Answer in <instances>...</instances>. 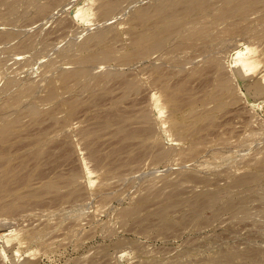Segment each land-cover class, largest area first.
<instances>
[{"label":"rangeland","instance_id":"374dc122","mask_svg":"<svg viewBox=\"0 0 264 264\" xmlns=\"http://www.w3.org/2000/svg\"><path fill=\"white\" fill-rule=\"evenodd\" d=\"M13 1L14 0H11V3H10V0L0 1V28H1L2 32L4 30L6 31L7 28L9 30L10 24L12 25L14 22H15L14 24H16L17 21L19 20V22L16 25H12L11 30H9V32H8V30L6 31L7 33L5 32L6 34H9L10 31H12L13 33L14 32L16 33L14 35L9 34L10 36L8 35V36L4 37L6 46H4V40L2 39L3 38L2 35L4 33L0 32L1 33L0 34V37H1L0 41H3L2 43H0V46H4V48L0 47V48H2V50H0V58L3 59L2 61H4V60H7L5 57L8 56L7 57L8 62H10L7 65V62L5 61V62H3V65H2V61L0 59V65H1L0 66V88H1L2 84L9 82L8 84H4L7 87L2 85L3 91H2V89H1L2 92L0 91V109H1L0 110V116H1L0 119H2V120H0V124H1L0 127H3L2 125H4L3 124L4 121H5L4 123L6 124V127L2 128V129H4L3 132H1L2 129H0L1 130L0 133H2V135H0V137L3 136L0 138V205L2 204V200H6L5 203L2 206H0L1 207L0 208V213H1L0 216L3 217L0 220V226L2 225V222H3L4 227H2V228L5 229L7 227V225H10L11 227L9 226L7 228H10L11 231L13 230L12 232L15 231L16 233H19L18 229H21V231L23 232V233H20L21 234L20 236L18 235L19 236V242L17 244L18 246L17 245L15 246V255L17 254L16 257L18 256V258H21L22 256H26L28 253L34 259L36 264H74V262L76 264H78L79 262L81 263V261H82L81 259L85 258V256L88 257V258L86 257V260H85V261H87L86 264H123V263L147 264L149 262H150V264H155V263H153L154 261L158 262V264L159 263L160 264H180L181 262H184L185 264H191V263H193V264H204V262H206L207 259L209 261H211V260L213 261V260L217 259L215 256H217L218 251L220 252L221 250H223V251L225 250L228 252H224L225 254L223 253L221 255L218 254L220 256H224V255L227 256V254L233 255L236 253H237L236 255H238V253H239V251H237L238 247L243 248V251H245V249H247L248 250V251H246L247 254L250 253L251 250H256L254 247H256L258 250H259L258 247H260L261 250H264V230H262L264 228V224H263V221L261 220L264 218V215H262L261 213L259 214V212L254 213L257 210L259 211L258 201L253 202V204L252 203L250 204V206L253 205L252 207L255 206L254 207L255 210L253 208H252L253 209L252 210L250 207L249 208V216L247 215V212H241V211H234L233 212L232 210H229V209L226 210V208H225V206H226L225 203L227 204L226 201H228V194L225 193L226 191L229 192L230 190L231 191L235 190V193L238 194L237 192L240 193V192H242V190L246 189L245 186L238 184L239 182L236 181L240 178V176L244 175V174L238 175V172L240 171L239 174L241 172L247 174V173H249V171H251L256 166V164L260 160L264 159V157H262V156H264V152L262 150L264 148V142H262V141H264V139L262 138V137H264V135H262V137H261L260 136L261 132H259L260 134L254 132V131H257L256 130L257 128L255 127L256 125H257V127H259V126H261L259 123L264 124V123H262V121L264 122V102L260 106L259 105L254 106L251 104V101L249 100L250 98H248V97L246 98L245 95H243V93L241 92V90H239V92L235 91L234 87H233L234 92L232 91V92L227 93V91H223V90L218 91L217 89H219V88H216V86H214V85H216V82H217L218 76H219V74L216 75L218 73L217 72L218 63H216L217 60L214 61L213 60L214 58H212L213 56H217V55L221 54V56H219V57H221L224 62L222 61V63H221L220 60H222V59H219V57H218V61L220 62V64H222V66L220 68L222 69V67H224V65H225V69L223 68L222 71L224 73L230 72V71H228V70H230L229 69L230 67H226V66H229L228 65L229 63H227V62H229V55L232 53L233 49L235 48V46H236L235 44H237L239 41H242V40H243L242 42L248 41L250 44L255 46L256 49H258V51L257 50L256 51L260 54V60H261V66H260L259 73H261L262 75L264 74V45H263L264 44V41H263L264 40V38H263L264 33H259V31L261 32L264 30V29H262V28H264V26L261 25L262 26L261 27L260 25H258V22L260 21L259 19H262L264 16V13L259 14L260 12L264 11V9L263 10L260 9V8H263L264 5H260L262 7H259V5L256 6V8L259 9V10H256V8H255L257 13L255 10H253L254 6H251L252 8L250 7L251 10H253V12L255 11L254 14H256V15L259 14L258 16H256L257 19L253 18V19L248 20V18L245 16H248L249 18L255 17V15L253 13H251L250 10H248L247 13H250V14L245 13L247 15H244V14L240 15V14L233 13L234 17L237 19H235L234 17H231L233 15L230 13L231 16H230V14H227L224 18L221 17V19L224 20L225 22L224 21H221V22L216 21V24L213 23V26H216V27L217 26H221L223 28L227 27L225 29H229L228 33H230V34H227V32H225L226 35L228 36V35L234 34V38H236L235 36H237V34H240L239 32L242 30L241 28L244 27L246 29V30L243 29V30H245V32L244 31L241 32V34L242 33L243 34L242 35L240 34L241 36L240 35L237 36L238 39H235V41H233L234 39L232 37L230 40L229 38L223 36L225 34L218 32V30H219L220 32L224 33V31H228V30H225L223 28H222V30H220V29L216 30L217 28H215L213 26H212L213 28L210 27L211 23H208L209 20H207V19H210L212 22H214V20H212V19L216 20L217 18H219L220 16H217V14L221 13L219 10H222L223 4H224L222 0H212V3L214 5L220 6L222 8H217V6H215V8H217V10H214V6H213V11L211 13L216 15L215 18H214V16H212L213 14L207 15L208 18L206 16H204V17L201 16L203 21H205V19L207 20L205 22H206V24L208 23L209 26L204 24L202 20H201V22H199L198 20L190 19L196 24L197 28L200 29V30H198V31H200V33L195 31V30L192 31V29H189L188 25H185L186 27H181L182 30L187 32V33L186 32H184V33H186L185 34L186 39L190 38V39H187V44H190V45H186V42H185L186 39L182 40L180 37L175 35L177 33V32H175L173 34V36L174 35L176 36V37H174L175 39H177V37L179 38V39H177V42H178V40L181 41V42L179 41L180 44L179 43L178 44H179V47H181L182 49H178L179 47L177 48L176 45H178V44L176 43V41L175 42L173 41L174 38H172L173 37L172 36L171 39H169L170 41L168 40L166 42L167 43L166 45H168L169 42H171V43L174 42L172 44L169 43V45L167 47L175 45L176 47H174V46H172V47L177 48L178 50L173 49L174 50L173 51L172 47H171V49L168 48L170 50H168V52H167L166 50H164V49H167V47H165L166 46L165 44L162 46L163 48L160 47L158 50L157 49L151 50V49H154V48H152L153 47L152 44L151 45L148 44V46H150L151 49L150 48H147V49L144 48L143 49L144 44H141L142 42L138 40L139 37H137V33L141 29L143 30V27H146L148 22L145 24L144 23L141 24L139 19L136 17V11L145 7V3H146V2H144L145 0H141V1L135 0L136 2L134 0H130V1H132L131 2L132 6L130 3H128L129 6L127 4H125L126 2H129V1H126V0L120 1L119 0L120 3H123L121 5L118 3V6L123 5L121 7L122 9H120V7H118L119 10L117 9V10H115V12H113L114 14L109 15L112 17L109 20H108V17L105 18V16H103V14H102L103 10L98 12L99 8H97V7H100L101 5L105 4L104 2H106V1L116 2L118 0H66V2H65V0H63L62 1L63 3L61 2L62 4L56 3L58 5V7L57 6L54 8L51 7L49 9L52 12L48 10L43 15L40 14V17L38 16L39 15L38 12H37L38 14L36 12H33L34 8H37L36 6H38V8H39L40 5H44V3L48 4L50 1H48V0H36L35 1L34 0L36 4L38 1V3H40V5L37 4V5H33V6H31L32 4H31L30 0H21V2H20V0H18L19 2H17L16 0H15V2H13ZM24 1H25V3H24ZM27 1H29V2H27ZM31 1H32V3H34L33 0H31ZM214 1H216V4ZM5 2L9 5H5L6 4ZM16 2H17V5H22V6L19 7V6L15 5L16 8H14L13 4H15ZM42 2H43V4H42ZM153 2H155V4H157V2H159V0H153L152 2H149V0H148L147 3H149V4L146 3L147 7H145V8H149L150 6H151L150 8H152L153 6H155V5H153L154 4ZM218 2L220 5L217 4ZM26 3H28V5H30V6L26 5ZM75 3H77V4H75ZM78 3L81 5H78ZM260 3H263V2H260ZM73 4L80 6L81 8L83 7L82 8L83 10L89 12L88 17H87V19H88L87 22L82 23V21H79V20L73 18L72 10H71L75 6ZM25 5H26V7H25ZM135 5H136V8L138 10H136V8H134ZM23 7H24V10L21 9ZM132 7H133V9H132ZM17 8H19V9H17ZM28 8H30V10L32 12H30V10ZM38 8H37V10H38ZM84 8H86V9H84ZM6 9H8L9 11ZM26 9H28V10H26ZM101 9H102V7H100V10ZM4 11L8 12V14ZM10 11H12V12H10ZM18 11H20V12H18ZM214 11H216V12L214 13ZM258 11H260V12L258 13ZM16 12H18L20 14V15H18L19 17H21V15L23 13L27 12L29 17H27V16L25 17L23 15L22 18H19V17H17V15L12 14V13H16ZM50 12L53 13V15L50 16V14H51ZM2 13H6L7 15L10 14V16H8V17L11 20L8 21L9 19L6 16H5L6 18H3L2 15H6V14H2ZM27 13H25V15ZM32 13H34V14H32ZM11 15H13V16H11ZM33 15H35V16H33ZM44 15H46V17ZM99 15H101V16H99ZM228 15L230 18L227 17ZM41 16H44L45 18H43ZM11 17H13V18H11ZM30 17L31 18L33 17V18L31 19ZM100 17L104 18V19H100ZM197 17H199V16H197ZM258 17H262V18H258ZM17 18H18V20H17ZM225 18H228V21H230V23H228V25H230V26L227 25V23H226L227 19H225ZM239 18H241L242 21ZM193 19H197V18L195 17ZM246 19L248 21L247 27H245L246 23L244 22V21H246ZM254 19H256L257 22H255ZM6 20L8 21V23H10L9 25L6 22ZM190 20L186 21V23L189 24ZM217 20H219V19H217ZM233 20H236V21L231 22ZM237 20L241 21L240 24L242 22H244V24L242 23L243 25L239 26L237 24L239 21L237 22ZM153 21H154V18L151 19L150 22L153 23ZM251 21H254V22H251ZM150 22L148 23L149 25L151 24ZM198 22L202 23V26ZM235 22H237V23H235ZM262 22L264 23V21H262ZM194 23H190V28H193ZM197 23L199 25H197ZM218 23H220L221 25H219ZM250 23H252V24H250ZM139 24H141L142 26H140ZM225 25H227V26H225ZM234 25H236L235 27H237V26L241 27L239 29L237 28L238 30H240L239 32L234 27ZM253 25H254L253 28L260 27L261 29L258 30L259 29L258 28L257 29L258 31L256 29L253 30L249 27V26H253ZM103 26H105V27L109 26L110 28L112 27L111 29L108 27L110 34L108 33V40L106 39V42H108V43L104 42L106 45H104V43L97 44V43L93 42L94 44H92V43L90 44L93 48L91 46H90V48H86L87 50L80 48V47H83V44H81V42L84 43V41L88 38V36H90L88 34H90L91 31L95 32L99 28V31L101 32L105 28ZM196 26H194V29L196 28ZM198 26H201V27L205 26V27H204V29H202ZM13 27L15 30L13 29ZM18 27H19V29H23V31L17 29ZM185 28H186V30H185ZM205 28H206V30H205ZM209 28H210V30L213 29V30H211L213 33H214V30H216L215 32L218 33L219 35L221 34L220 36H223L222 38H224V39L217 37L216 35H218V34L212 35L213 34L212 32H205V31H208ZM230 28H233V29H230ZM247 28H249V29H247ZM187 30H191V31L188 32ZM233 30H235V31L233 32ZM249 30H251L253 33L250 34L251 32ZM17 31H19V32H17ZM99 31H98V33H99ZM179 31L181 32V30H179ZM94 32L91 34L94 35ZM192 32H193V34H190V36L187 35V34L192 33ZM204 32L208 33V34H204ZM236 32H238V33H236ZM24 33H25V35H22V37L20 38V34H24ZM196 33H199V34H196ZM246 33H248L249 35ZM255 33L258 36L255 35ZM258 33L262 34V35H260L261 38H260ZM181 34H183V32ZM181 34H179V32H178L179 36H184V34L183 35H181ZM244 34H246L249 37L252 35H255V36H254V38H251V40H250L249 37L245 36ZM34 35H36V36H34ZM191 35H195L197 37H193V39H192ZM207 35H209L208 37H211V35L213 36L210 38L211 40L207 39L208 40L207 41L205 39V38H208ZM11 36H15L16 38L13 37L12 39H15V40H11V42H9V39H11L9 37H11ZM29 36H32V37H29ZM215 36L217 38H219V39L216 38V40L222 39L224 41H221V42L218 41L217 42L216 40H213V41H215L216 44L213 43L212 39H214ZM33 37L36 39H34ZM85 37H86V39H85ZM244 37H246V38H244ZM255 37L257 38V40ZM6 38H9L8 41L6 40ZM27 38H29V40ZM31 38H32V40H31ZM39 38L41 39L42 42L37 41V40H40ZM42 38H43V40H42ZM110 38L112 39V41H109V40H111ZM183 38H185V37H183ZM199 38L200 39L202 38L201 39L202 41H204L203 39H205L204 46H203V43L202 42L200 43V41L198 40ZM45 39H47V40H45ZM195 39H196V41H195ZM44 40L47 42H43ZM226 40H228V41H226ZM23 41L25 42V44L23 43ZM34 41H36L37 43L39 42V43L38 44L36 42L33 43ZM72 41H73V43L76 44V46L74 47L75 50H74V48L72 49L70 47V44H72ZM189 41L190 42L192 41L193 42L192 44H195L198 41L197 44L200 43V45L196 44L195 46H193ZM231 41H233V42L230 43ZM21 42L23 44H21ZM219 42L222 44L219 45ZM225 42L229 43V44H226ZM29 43L34 44L35 48L34 47L29 48V46L31 45ZM67 43H70V44L68 45ZM205 43L206 44L212 43V45L215 44L214 46L216 48H218L220 51L222 50V52L220 53V51L217 49L213 53V51L216 48L214 49V47H213V48H211L212 49L211 50L210 49L211 45L207 46L209 44L206 45ZM223 43L226 46L227 45L228 46L227 47L224 46ZM7 44H8V47H7ZM39 44H43V46H45V47L40 45V47H41L40 48ZM95 44H97V45H95ZM182 44L185 46V48H184V46H181ZM260 44H262V45H260ZM9 45H15V46H13L15 48L11 47L13 49H9L10 48ZM26 45H29V46H26ZM231 45H233L232 47H234V48H232ZM47 46L48 47L52 46L50 48H54L52 50H55V52L51 51L50 53H46L45 51H43L42 49L46 50V48L48 50H51ZM78 46L80 49L78 48ZM105 46H108V47L110 46V48L113 47L114 49H112V50H114V52H115V50L118 51V52H115V54H117V55L120 54L118 58L116 57L117 60H119L120 56L124 60H122L120 58V60H119L120 63H118L116 59L115 60L113 59V61H115V62L108 60V58L105 60L102 59L103 61L101 59H98L97 63L99 65H97V63H96L97 59L95 61L92 60L95 62V63L94 62H92V63H94L96 65V67L94 68L93 67L94 64L91 63V60L88 61L89 59L84 58V56L82 55V54H85V57H87V56L89 57L91 54H93V52H96L97 50H101L103 48L110 49V48H107ZM187 46H189V47H187ZM219 46L226 47V48L221 49V47H219ZM5 47L8 49L5 50ZM65 47H67L68 49L71 48L70 52H72L71 50H74L73 54L76 53L80 56L78 57V55H77L75 57V56H73V54H71V53L69 54L68 50H61V49H67ZM100 47H101V49H100ZM192 47L197 48V49L194 48L192 50H195V53L198 55L199 59H197V57L196 58L194 57L196 55H195V53H193L194 51H191V49L189 51L192 53L188 52V54H186L187 53L186 51H188V50H186V48H192ZM200 47L201 48L203 47L202 49H206L208 47V49L212 52L209 51V53H208V51L204 50L206 55H203L202 53H204V52H202L201 49L199 50ZM76 48H78V49H76ZM14 49H15V52L9 51V50H14ZM3 50H5V51H3ZM35 50L38 52H36ZM40 50H42L43 52ZM48 50H47V52H48ZM59 50H61L62 52ZM77 50H79L80 52ZM162 50H164V51H162ZM180 50H183V51H181V54L178 55L179 57L183 56L182 58H185L184 57L185 55H186V57H189V56H191V54L193 56L186 58L184 60L178 59L179 58L178 56H177L178 57L177 59L174 58L177 55V53H175V52L180 53L179 52ZM198 50L201 51L200 52L201 56H199L200 53H197ZM34 51L36 53H33ZM64 51L66 53H68L69 55L65 54ZM147 51H150L151 53H152V51H155L156 55L154 54V52L152 54H148L150 52H148L146 54ZM169 51H173L174 53L169 52ZM52 52H53V54H52ZM164 52H166L167 54L172 53L171 55H173L174 57L170 55V56H166V58H165L164 56L166 54ZM184 52H186V53L183 55L182 53H184ZM216 52H218L217 55H216ZM11 53L14 54L15 56H13ZM30 53L34 57H35L34 54L37 55L34 58V60H32L33 58H32V55ZM60 53H62L61 56H60ZM1 54H2V56L4 55L5 57L2 58ZM63 54H65V55H63ZM212 54H213V56H212ZM11 55H12V57H10ZM57 55H59L60 57H58ZM113 55H114V53H113ZM162 55H163V57H162ZM62 56L64 59H67V60L62 59ZM114 56H111V57L114 58ZM144 56H147V58L149 56L150 57L145 60ZM154 56L158 57V59H156V60H158V62L160 60H162L161 61L162 66H164L166 64L165 65L166 67L165 66L164 67L167 70L163 71V72L161 71L162 74L166 73L167 75H170V74H168V73H170L169 71L175 72L176 69L179 70V68H184V67H185V69H184V71H182L183 69H180L181 72H179V73L183 72L182 74H174V72L170 76H167L166 74H164L165 76L169 77V78H167V77L163 76L162 74H160L161 72L159 70H161V69H158V68L164 69V67L158 66L160 64L156 63L157 61L155 62ZM207 56H209V57L212 56V57L210 58V60H207L208 59ZM224 56H225V58H224ZM29 57H31V59ZM67 57L68 58L72 57L73 59L77 58L76 63L79 61L81 62V60L79 58H81V59L84 58L83 60H87L88 62L82 61L81 63L79 62L78 64L83 66L82 63H85L84 66L86 67V69L88 68L89 65L92 66V69L95 71H90L89 68H88L89 71L88 70L85 71L83 69V68H85L84 66L82 67V69L84 70V72H87V73L91 72L90 74H92V72H93L96 74H94V76L93 75L89 76L88 75L89 73H88L85 76L84 74H86V73L83 74V72H82L83 70L82 71L77 70L78 64H75V62L72 63L71 60H73V59H68ZM51 58L54 59V62L51 61L52 60ZM171 58H174V59H171ZM203 58H205V59H203ZM28 59L31 60V63L28 62V61H30ZM109 59H111V58L109 57ZM189 59H190V61H188ZM195 59H196V61L198 60L197 62L199 64H201V67L199 65V68H198V66H197L198 64L194 61ZM200 59H203V62L206 61V64H210V65L205 66L204 63L203 64L201 63L202 60H200ZM9 60H11V61H9ZM106 60L111 61V63L105 62ZM126 60L127 61L132 60V62L131 61L127 62ZM152 60H154V61L150 62ZM172 60L181 61L179 63L180 65L179 64L175 65V63H177V62H174ZM191 60H193V62H191ZM24 61H27L29 63V65H28V63H25ZM121 61H125V63L121 62ZM139 61H141V62H139ZM170 61H172V62H170ZM184 61H186L187 64L189 63V65L187 67H186L187 64L185 65V63L183 64L184 66H182V63ZM207 61H210V62L214 61L213 62L214 64L212 63L213 66L210 62L208 63ZM48 62H51L49 64H52V65L50 66L48 64ZM56 62H57V64H56ZM126 62L132 63L134 65H132V64L129 65ZM154 62H155V64H154ZM190 62H191V64H190ZM53 63H55L57 65L58 69H56L57 67H55V70L49 69L51 67L53 68V65H55ZM116 63H117V67H116ZM122 63H124V64H122ZM145 63H149L148 66ZM163 63H165V64L163 65ZM171 63H173V64L170 65ZM9 64H10V66H12V65L13 66L10 67ZM87 64H89V65L86 66ZM108 64H109V66H108ZM156 64H158V65H156ZM192 64H195L197 67H194L195 65H192ZM5 65H7V66H5ZM106 65L108 66V68L110 67V65L111 66L113 65L112 68L117 69L119 71L114 70V69H112L111 71L112 72L115 71L116 72L115 74L118 73L120 76L118 74L116 76H114V73L110 72V70L107 69L112 75V76H109L110 74L106 73V71H107ZM174 65L177 66L178 68L174 67ZM202 65L205 66V69L203 68L200 72V69L202 67H204ZM214 65H216L215 66L216 68L214 67ZM2 66H5V67H2ZM118 66H119V68H118ZM153 66H158V67L156 69V67H153ZM167 66L170 67L169 71H168ZM210 66H212V68L210 70L211 72L208 71ZM9 67L11 69H14V70H12L13 71L12 73L8 72V73H11L12 76L8 75V73L6 74L4 72V70H2V68H3V69H6L5 70L6 72H7V70L11 71V69L9 70ZM206 67H209L208 70H206L207 69ZM187 68H189V69H187ZM192 68L193 69L195 68L196 70L194 69L195 70L194 71ZM110 69H111V67H110ZM120 69H122L123 71L120 72ZM154 69L156 72H158V73L155 72L156 75L154 74ZM190 69L192 70V72L189 71ZM214 70H216V71H214ZM196 71H198L200 73L203 72V73L199 74L200 76H198L197 75L198 73H196V74L193 73ZM3 72L6 75H4ZM101 72H103L105 74V76H102V77H106V78L111 77L112 78V79L111 78L108 79V80H110L109 82L105 78V81L107 82V83H105V84H107V86L105 87L106 89L103 87V86H105V85H103L105 81L101 80L100 79L101 77L98 79L96 78L97 75H99V74L102 75ZM212 72L213 73L217 72V73L214 75ZM77 73H80L79 74L80 76H78ZM97 73H99V74H97ZM175 73H178V71H176ZM189 73H191V74L193 73V74L189 75ZM204 73H209V76H208V78H205V79H207L205 81L206 83L203 82V80H202L203 83H201V81L199 80L202 78L201 76L207 77L206 74H204ZM107 74H109V75H107ZM225 74H227L228 77H231L230 73H225ZM7 75L9 76L8 78L6 77ZM13 75L15 77H13ZM82 75H84L83 77L86 80H83V81L81 80V79H84L83 77H81ZM75 76L78 78H76ZM155 76H157V78L161 79V80L157 79V82L160 83V81L161 82L163 81L164 83H160L161 84L160 85L159 83L154 82V80H156ZM180 76H182V77H180ZM87 77H88V79H87ZM183 77H184V80H186V81L181 79ZM209 77L210 78L216 77L217 80H215V82H214V80L210 79ZM4 78H6V79H4ZM11 78H13V79L10 80ZM90 78H91V82H92V80L95 81V82H92L93 84L94 83H101L99 85L100 86L103 85L102 87L97 86L101 90L97 89L96 85H98V84H96L94 86H93V84H91L90 86H92V89L90 88V86H88L91 83ZM216 78H214V79H216ZM102 79H104V78H102ZM162 79H164V80H162ZM16 80H17V82H16ZM34 80H37V83ZM79 80H81V82H79ZM88 80H89V83H88ZM165 80H167L168 82H165ZM169 80H171V82H174V83L169 82ZM231 80H233L232 77L230 78V81ZM86 81H87V83H85ZM10 82H14V84L15 83H18V84H15V86L11 87L12 90L9 89L10 90L9 91L7 89V88H10V87H8V85L9 86H10V84H11V86L13 85V83H10ZM29 82H30V84H27L29 86L26 87L27 85H25L24 83H29ZM32 82L35 85H33ZM127 82L135 83V87L127 89L126 88ZM211 82H212V84H211ZM213 82H214V84H213ZM81 83L83 84L82 86L80 85ZM168 83H170L171 85H169ZM178 83H180V87H179ZM208 83H209V87H210L209 89L206 88L207 87L206 85ZM231 83L234 86L236 81L233 80ZM22 84L25 85V86L23 85V87H25L24 88L25 90H29L31 84L33 85V86H31V88L32 87L35 88L36 85H40V84H41V88L36 86V88L38 87L39 90H36V88L34 89L36 91L35 94H37V95H34V92H31L30 90L26 92L24 89H22L24 91H20V92L21 93L23 92L24 95L21 96L22 94L16 93V92L20 93L19 92L20 88L18 87L19 88L18 91L17 90L13 91L14 90L13 88L14 87L16 88L17 85L18 86L20 85V87L22 88ZM157 84L160 86H158ZM164 84H168V87L173 86L175 89L172 87L173 89L170 88V89H172L170 91V90H168L169 88ZM202 84H203V86H202ZM162 85H163V90L165 88H167V90H164V93H167V94L162 93L163 92L162 90L160 91ZM176 85H178V86H176ZM86 86H88V87H86ZM154 86H156V89H154L155 88ZM197 86H199V87H197ZM81 87H83L84 89L88 88L87 89L88 91L87 90H86L87 92L85 90L82 91L83 88H82V90H80L79 88H81ZM177 87L179 89L184 88L185 91L183 90L184 91L183 92L181 90L180 91L176 90V89H178ZM103 88L105 90H103ZM235 88H237V86ZM4 89H6V91ZM157 89L160 91V93H162V100L165 99V102L162 101L163 102L162 104L165 103L164 106L166 105V103L170 104L169 106H166L167 108L165 107V112H164L163 116L160 118H159V110L155 109V107L153 105V94H154V92H156L155 90H157ZM201 89L204 92L203 91L201 93L196 92V91H201ZM206 89H207V92H206ZM78 90H80V93H78L79 92ZM173 90H176V91H173ZM209 90L214 95L209 93ZM97 91H100V92H97ZM172 91L177 93V94L174 93V95L177 97H175L173 95ZM6 92H10V93H6ZM12 92H14L15 94L12 95L13 94ZM168 92L172 94L170 97L175 98V100H179V99L183 100V101H180V100L177 101V104L181 103V102H182V104H180V105L178 104L181 107L178 108V106H177V109L179 111H177L175 114L173 113L175 108L172 105L174 102H171L172 98L167 97L170 95ZM237 92H238V94H237ZM28 93L32 94V97L29 96V100L33 99V97H35L36 99H33L32 100L33 102L31 100L29 101L28 99H26V100L30 102V105H33L34 102L36 101L37 104L33 105V106H34V109H36L35 106H37L38 111H33V109H31V108H33V106H30L28 104L29 102H27V101H26V103H24L25 101L21 102L22 100H24L22 98H28V96H27V95H29ZM232 93L235 96H236V94L238 95L236 97L233 96V98H234L233 102H231L233 99H228V98H232V95H233ZM6 94L7 95L10 94L11 97L7 98ZM25 94H27V95H25ZM180 94H182V95H180ZM239 94H240V96H239ZM17 95L18 96L20 95V96L18 97ZM163 95H165L166 98H163V97H165ZM193 95H195V97H191ZM218 95H220V96L224 95V96H222V98L220 99V97H217ZM226 95L228 96L227 99H225ZM12 96L18 97L20 99V102H19V99H17V98L15 99ZM178 96L182 97V98H179ZM209 96L212 98L209 99L208 98ZM20 97H22V98H20ZM168 98H169L168 101H170V102L166 101V99H168ZM3 100H4V102H3ZM13 100L14 101L16 100V101L12 102ZM187 100H190V101H187ZM211 100H214V101L212 102ZM220 100L221 101L226 100L228 105L224 104L225 102H221L223 104L218 103V102H220ZM229 100H230V102H229ZM193 101H195V102H193ZM5 102H7V103H5ZM8 102H12L11 106H14V107H10L9 106L10 103H8ZM17 102L24 103V104H20V105L24 106V108H26V105L28 104L29 106L28 105L27 106L29 108L31 107L30 108L31 111L29 110V112H31V113L27 112L28 108L24 109V110L20 109L21 106H19L18 105L19 103L17 104ZM2 103H5V104L1 105ZM15 103L18 106L15 105ZM188 103L193 104V105H189ZM208 103L209 104L217 103V105H219V106L221 104V106H223V107H219L217 105H213V107H212L213 109L208 108L210 105L208 107H205L204 105H207ZM6 104H9V105L6 106ZM224 105H226V106H224ZM4 106H5V109L8 108V110H6V112H9V113H7L9 116L4 115L6 112L2 113L4 110H2L1 107L4 108ZM17 107H19V109ZM203 107H205L206 110L208 109L211 114H208L209 111L208 110L205 111ZM214 107H215V109H214ZM250 107H252V108H250ZM10 108L12 109V111H9ZM13 108H17V109L14 110ZM198 108L200 110H204L206 113L203 111L200 112L198 110ZM218 108H222V110L220 109L221 111H218L219 110ZM145 109L148 111H146ZM144 110L146 111V113L148 112L147 114L151 115L149 117H150V120H152L153 122L149 121L150 124H148L142 118L138 119L140 114H143L145 112ZM170 110H173V112L170 113ZM13 111H14V113H12ZM20 111H21V113L22 112L24 113V111H26L25 112L26 115H25V113L23 115L25 118H22V120L23 119H25V120L21 121V123L23 122L24 125L21 123H18L21 120V118H19V117L22 115L21 113L18 114ZM250 111H252V112L255 111V112L253 114ZM10 113H12V114L10 115ZM199 113H203V114L200 115ZM1 114H3V115H1ZM14 114H16V115L18 114L17 117L20 120L16 117L18 119L16 122V125L21 124V127H20V125L15 127L16 125H14V124L8 125L10 123H6L8 118H10V120H8V122L9 121L12 122L13 119L11 117H13V116H14L13 118L16 119ZM193 114H194V116H193ZM212 114H214V115H212ZM154 116L157 119L156 121L158 123L156 125H155L156 121L153 120ZM203 116H205L206 118L205 117L203 118ZM251 116L252 117L254 116V117L252 118ZM167 117H170L172 119H170V118L168 119ZM188 117H191V118H188ZM192 117H194V118H192ZM161 118H163V119L161 120ZM251 118H252V120H254V118H255L256 122L252 121ZM166 119L172 120V122L167 120L164 123V121ZM174 119H176L178 121L173 122ZM195 119L196 120L199 119V120L196 121ZM250 120L252 123H247V125H248L247 126L246 121L249 122ZM14 121H16V120H14ZM194 121L196 124L194 123ZM107 122H109L110 125H106ZM189 122L190 123L193 122V123L190 124ZM12 123H15V122H12ZM243 123H244V125H243ZM151 124L154 125L153 136L146 138L144 130L147 127H149ZM250 124L252 125L251 129L252 128H256V129L254 131H251V132H246L247 128L250 127ZM253 124H254V126H253ZM245 125H246V128L244 127ZM7 126H11V127L13 126L12 129H14V131L13 130L11 131L9 128H7ZM260 128L264 131L263 126L259 127V130H261ZM248 129H250V128H248ZM5 130L6 131L9 130L12 133L6 132ZM135 130H139L142 133L135 131ZM200 130H201V132H200ZM133 131H135V132H133ZM136 132L141 133V134L133 136V134H137ZM244 132L246 134H244ZM4 134H8V135L4 137ZM243 134L245 136H247V134H249V139H246L247 140L246 144H244L245 141H243V144H241V142H242L241 138L237 139L238 141L236 140V138L240 137V135H243ZM19 135H20V137H18ZM203 135L205 136V138ZM250 135H252V136L256 135L258 137L260 136L259 140H262V141H259L258 137H256V136L252 137ZM222 136H224V138H226V139L228 136H230L231 139L234 141H232L230 139V137H228L229 139H227V140L223 139ZM225 136H227V137H225ZM255 137L257 140L254 139ZM4 139H6L8 141H5ZM18 139H20V140H18ZM243 139H245V137ZM205 140L207 142L209 140H212L211 142H213L214 143L213 145H216L217 148L213 147V145L209 143L210 145L208 144V146H207V148H209V150H208L205 146L207 144L205 142ZM213 140H216V142H218V143L214 142ZM225 140L227 142V145H226V143H224ZM229 140L232 141L231 144L228 143ZM252 140L254 141L253 143H258L259 146H257V144L254 145L252 143ZM38 142H40V143H38ZM203 143H205V144H203ZM234 143H236V144L238 143L237 147H236V145H234V147H233ZM248 143L251 144L250 150L247 149ZM260 143H263V144L261 145ZM9 144H11V145H9ZM240 144L243 146H241ZM217 145L220 147L219 150H224L223 147L225 146L226 150L224 151V153L227 154V151H229V149H231V151H229V152L230 153L232 152L234 154L232 155L229 153V155H231V156L228 155L229 157H227V156H224L225 155L224 153H222L221 158H222V156H223V158L224 157L225 158L224 159L222 158V160H220L221 158H218V156L220 157V154L218 156L216 154V151H219V150L215 151V149H214V148L218 149ZM239 145H240V147H243V148H240ZM42 146H43V149H38L40 147L42 148ZM210 146H211V148H210ZM15 147H16V149H15ZM204 147H205V150H203ZM212 147H213V149H212ZM233 148H237V150H235ZM258 148L261 149L258 151L259 154L261 152H263L262 156L258 155L257 151H256V153H254L255 149H258ZM201 149L203 150V152H201L202 151ZM206 149L208 151L212 150L214 152H208ZM239 149H240L241 153L238 154V152H240V151H238ZM246 149H247L246 155H245L246 157H244L243 156L245 154L244 150H246ZM37 150L38 151L40 150V152H42V150H43L45 152L43 154V152L40 153V152H37ZM199 151L201 152V154L203 153L202 155L205 154L206 157H208V155H209V159L207 160L205 156L203 158L201 154L199 155V153H197ZM204 151L205 152L207 151V153H205ZM250 151H252L254 154H252ZM221 152H223V151H221ZM221 152H219V153H221ZM33 153H35V155ZM165 153H169L168 154L169 156L166 155ZM235 153H237V154H235ZM248 153L250 154V156H256V154H257L261 158H259L258 156L251 157V158H253L252 161L255 163V164H253V162H251V160H248V159H250V156L248 155ZM162 154L165 155V158L161 156V158H160L161 160H160L158 157H160V155H162ZM213 154H215V156ZM241 154L243 157H241ZM235 155L236 156L240 155L239 157H241V159H246L247 155H248L246 162L245 163L242 162V164H247V165L253 164V165L249 166L248 168L246 167V165H241V164L240 165L238 164V166H237V164L235 165V163H233L234 166L230 165L232 162H234L235 158L239 159V157H236ZM191 156H194V157H191ZM234 156H235V158H234ZM40 157H43V158L39 159ZM214 157H216V158L212 159ZM36 158L39 160H37ZM193 158H196L197 160L195 159V161H194V160H192ZM199 158H200V160L198 161ZM231 158L232 159L234 158V159L232 160ZM257 158H259L260 160H257ZM158 159L160 161H157ZM187 159L189 161L191 160V163H189V161ZM201 160L202 161L207 160V161L200 162ZM214 160H217V162ZM228 161L231 163H228ZM235 161H236V163H241V161H244V160H240V161L238 160L237 161L235 159ZM193 163H195V164H193ZM196 163H198V164H196ZM202 163L206 164V168ZM208 163H210V164H208ZM219 163L224 164L223 166H226L227 169H224L225 167L218 165ZM211 164H213V165L217 164V166L214 165L215 167L213 166L214 169H212ZM191 165L193 167H190ZM198 166L200 168H202L201 166H203V168L200 169ZM219 166H221L222 170H220ZM231 166L234 169H237V170H235V171H237V174L235 171H233V173H234L233 175L231 174L232 170H234ZM184 167H189V168H184ZM244 167H246V168H244ZM231 168H232V170H230ZM179 169L180 170L181 169L182 170L194 169V170H196L197 173H200L201 171H203V172H201L202 173L201 174L202 176H201L200 174L199 175H196V173L193 174V172H195L194 170L193 171L191 170L189 172L190 173L189 174V173H186L188 171H185V170H184V172L182 170L178 171ZM238 169H240V170H238ZM88 170L90 172V175L92 173L91 178H89V176H88V173H87ZM197 170H201V171L198 172ZM244 170H245V172H244ZM71 171L75 172L76 174L70 173ZM110 171L112 172V177L114 175H116V174H113L115 172L117 174H119V176L116 175V176H118L117 178L115 177L116 180L114 179V177L110 178L112 181H114L113 183L112 182L109 183V181H108V183L111 185H109L106 182L107 179L111 176V174H109L110 176L107 177V174L110 173ZM174 171L175 172L177 171L178 174L174 173ZM221 171H224V172H221ZM226 171H231L229 174H231V176H233V177H231V176H229V174L225 173ZM170 172H172L174 174H172ZM179 172H183V173H179ZM69 173L71 176L73 174L79 175V176H77L78 177V180H77L78 183H77V181H74V182H76L75 184H77V185H75L73 183L72 184L68 183L69 177H66V176L67 175L69 176ZM135 173L138 174V179H136L137 176L135 175ZM144 173H145V175H144ZM168 173H170L171 175L170 174L169 175L174 178L173 180L171 179V177H169V175H167ZM120 174H122L121 178H120ZM123 174L124 175L127 174L128 176L134 175V177H129L131 179H128L126 177L129 181H131V183H132L131 186H130L131 183L128 180L126 181V180L122 179ZM140 174H142V175H140ZM153 174L154 175L157 174L156 177L153 176ZM185 174L186 175L188 174V176L192 174L191 176H189L190 178H188L190 182L189 181L186 182V179H187L186 177H188V176H186ZM203 175L210 177L207 179H211V180H214L213 177H215V175H217L216 180L218 179V182L217 181L212 182L210 180H207V182H206V178ZM227 175L229 176V179L226 178V177H228ZM146 176L148 177V179L146 178ZM150 176H152L153 179H152V181H148V182H151V183H149L150 185H148V187L154 186L153 184L155 183V187H153V189H155L157 191H151L150 192L152 187L149 190L148 187L143 186L144 184H146V185L148 184V182L145 183V181L143 179L150 180L149 179ZM159 176H161V178H163L162 180H165L164 179L165 177H166V179L167 178H169V179H167L165 181H161V180H159V178H160ZM200 176L202 178L204 177L205 179H202ZM77 177H76V179H77ZM104 177H106L105 178L106 180H104V182L106 184L103 183ZM139 177L141 180H143L144 184H141V185L139 184V183H141ZM141 177H143V178H141ZM157 177H159V178L157 180H155ZM177 177H182L179 179L180 180L182 179L183 181H181V182H183V183L185 181L186 183L191 184V183H193L192 181L195 180L194 183L197 185V184H199V181H201V182H203L202 183L203 186H201L202 185L201 183L199 184L198 187L194 186L195 184H191V186H190V184L189 185L187 184V186L185 188V187L179 185L182 183H180L179 179H178L179 181L176 180ZM234 177H236V180ZM66 178H67V182H64L66 180ZM132 178H135V181ZM192 178H193V180H190ZM110 179H108V180H110ZM119 179H122L124 181L119 180ZM196 179L198 182H196ZM159 181H160V185H158ZM208 181L212 182L215 185L214 186L212 183H211L212 185L211 184L209 185L210 188L215 189V191L212 190L213 192H211V189L207 185ZM221 181L224 182L225 188L223 186L220 187V185H222ZM228 181L229 182L230 181L231 182L236 181L238 183L234 182L232 184L240 185L241 187L240 186L235 187L236 189H234L233 186H235V185L230 184L229 186L232 189H228V187H227L229 184ZM58 182H61V184L60 183L58 184ZM156 182H158V183H156ZM167 182L168 183L171 182L170 183L171 185L173 183H174L173 185H175L177 183V185H175V186H177L179 188L177 189V187H175V186L171 187V185H169ZM225 182H227V184H225ZM64 183H66V184H64ZM161 183H164L167 185L162 184L163 186H161ZM218 183H220V184H218ZM51 184H55L54 186L60 185L61 188L59 187L60 189H54L52 186H49ZM67 184H69V185H67ZM136 184L139 185V187L140 186L141 187L137 188ZM204 185H206L207 193L208 192L209 193L215 192V193H220L223 196L221 198V206L220 205L219 206H220V208L221 207L223 208V206H224L225 210L222 209V211H224V214H223V212L219 211L218 206H212V205H210L209 207L208 206L205 207V210H203L204 212H201L203 214V216H202V214H201V216H199V215H196L193 213V209H191V208H193V206H192L190 200L196 198V196H194V195L192 196L190 194H195V192H196V194H200L203 191L205 193L206 190H204L205 189ZM217 185H219V186H217ZM133 186H135L136 191H135ZM160 186L162 188V191L160 189ZM188 186L191 188V190L187 189V188H189ZM107 187H110V188H107ZM142 187H144V188H142ZM168 187L174 188L176 193H179V192L183 193V194H181L182 197H180V194L176 195V193H172V191H171L172 189L170 190ZM182 187L188 191L182 189ZM202 187L204 189L201 190ZM217 187L219 190H216ZM145 188H147V189H145ZM221 188H223V189H221ZM239 188H240V190H239ZM143 189L145 190V192H147L145 194V196H147L146 198H145V196L142 195V194H144V192L141 193V191H143ZM167 189L169 192L168 191L164 192ZM179 189L180 190L182 189V190L179 191ZM196 189H198L197 191H200V192L198 193L197 191H195ZM104 190H105V192H104ZM139 190H140L141 194L139 193ZM146 190H148L149 192ZM237 190H239V191H237ZM159 191L161 193H159ZM182 191H184V192H182ZM157 192L159 193V195L157 194ZM105 193L108 195H104ZM109 193H111L112 196L107 197L110 195ZM164 193H166L168 195L166 196V194H164ZM184 193H186V196H183V195H185ZM128 194H129V196H127ZM161 194L162 195L164 194L163 196H166L163 198L164 202H162V203L160 201H158L159 198L156 199V197H160V198L163 197ZM229 194L232 195L234 193L230 192ZM133 195H134V197H132ZM151 195L156 196L155 199L158 202H160V204L157 203L156 200L154 199V197ZM173 195L177 196V198H175V196H174V198L177 201H175V199H170V197L172 198ZM187 195H189V197H193V198H189ZM67 196H69L72 200H74L73 202H76V204L75 203L72 204L71 199H70L71 204H69V201L68 202L66 201V198H68V200H69V197H67ZM141 196L144 197L143 198L144 200L141 199V200H143L142 202L140 201V198H142ZM149 196H151V197H149ZM84 197H86V198H84ZM131 197L134 200V202H132V203L129 202V199ZM178 197L182 198V200H180V198H178ZM184 197H187V198L184 199ZM132 198H131V201H133ZM137 198L139 200H137V202H136ZM149 198H153V199L148 200ZM165 198L166 199L168 198V199L166 200ZM75 199L82 200V202H84V200H85L86 203L84 202L83 203L84 205L79 207L78 203H80L81 201H79V200L75 201ZM161 199H159V200H161ZM169 199L173 200V201L171 202ZM10 200L11 201L16 200V203H17L16 205L17 206L19 205L18 207L16 206L17 208L15 210H14V208H15L14 204L15 203L12 202V204L14 206L11 205L10 204L11 202L8 203V201H10ZM183 200H185L186 203L182 202ZM187 200L190 202L188 203ZM60 201H61V203H60ZM64 201H66V202H64ZM87 201L91 204L87 203ZM152 201H154V202H152ZM82 202L80 203V205H82ZM165 202L171 206H172V204L177 205V203H181V202L186 204V205H184V204L181 205L182 204L181 203L180 207L178 204V206H177L178 209H170V211H169L170 217L173 216V217H171L174 220L173 224L175 222V225L171 226V229H169V228H170V225L172 224V222H169L170 225L168 224V222H166V225H165V222H163V224H162L161 220H159L160 218L158 219V217L157 216L155 217L153 214V213H155L158 215V213H156V210H157V212H159V210H160L158 205H160V206L164 205ZM141 203H144V204H142V205H145V206H143L144 208L140 205ZM7 204L8 205L10 204L9 206L11 208H9L7 206L4 207V205H7ZM63 204H64V208H62ZM68 204L72 205V206H68ZM86 204H89L90 206L88 207V205H86ZM60 205H62V207H60V211H59L57 209L59 208L58 206H60ZM126 205H127V207H126ZM128 205H130V206H128ZM134 205H136L137 207ZM168 205H166V207ZM123 206H124V209H120L121 207L123 208ZM133 206L135 207V211H138V213L136 212V215H134V217L135 218L138 217L139 219L137 218L138 220L137 219L135 220L137 222L133 221L135 218L129 219V220H127L128 224L125 227L123 226V228H121L122 225H124L126 222L125 218H126L127 212L125 211V209L128 210V214H129L131 212L130 210H134ZM182 206H187V207H182ZM87 207L90 208V210L85 209ZM175 207L176 206L173 205V207H171V208H175ZM3 208H7V209H5V211H3L4 210ZM66 208H68V209H66ZM136 208H138V209L136 210ZM163 208H164V206H161V209H163ZM213 208H217V209H214V212H213ZM11 209H13L15 212L14 214H16V215H14V217L15 216H19V217H15V219H14V217L12 216L13 214L11 212H9ZM61 209L63 212L61 211ZM64 209L67 210L66 214H65L66 211H64ZM119 209L121 211L124 210L123 212H125V213L121 212ZM141 209H143V210H141ZM185 209H187V210L191 209L192 210V212H191V210L188 211L191 214H190V217L188 218L187 222H190L189 219H192L191 222H194V224H191V222H190V224L184 225V224H186V222L185 221L183 222V220L187 219L186 217L189 216L188 215L189 213ZM250 209L254 212H250L251 211ZM51 210H53L57 213L53 214L54 212L53 213L49 212ZM72 210H73V212L70 213V211H72ZM84 210H86V211H84ZM153 210H155V212H153ZM215 210H216V212H215ZM1 211H3V212H1ZM7 211L9 213H5ZM31 211L34 213L32 214ZM139 211H141V212H139ZM149 211H151V212H149ZM171 211H173V212H171ZM217 211H218V213H217ZM225 211H227V212H225ZM41 212H43V213H41ZM83 212L84 213L88 212V215L91 214L90 215L91 219L87 218L86 216L81 217V216H83ZM119 212L123 213V214H121V217L125 216V218L124 217H123V219L120 218V216L117 215V213H119ZM147 212L149 213V215ZM231 212H233V215H231L232 214ZM235 212H236V214H235ZM237 212L238 213L241 212V213L237 214ZM10 213L12 214L11 215L12 217H10L11 220H8L9 219L8 216H10L8 214H10ZM38 213L42 215V219L39 217L40 221L37 220V219H39V218H37V216H41ZM46 213L49 214L50 216H47ZM60 213H62L60 215L61 218L59 216ZM68 213L75 214L74 215L75 218H73V215L69 216ZM151 213L154 217H149L151 215ZM250 213H252V215L254 213L255 218L256 219L260 218L259 220L261 222L258 220H255L254 216H252ZM257 213L259 214V216H257L258 215ZM2 214L5 216H3ZM43 214H45V215H43ZM76 214H78V215H76ZM80 214H82V215L79 216ZM142 214H144L145 217H143ZM234 214H235V216H234ZM56 215L59 216L58 217L59 219L56 218L57 217ZM65 215H67L68 218L63 217ZM84 215H87V214H84ZM146 215H148V217L150 219H147V221H145V222L143 221V223H142V220L146 219V217H147ZM194 215L199 216L200 218L197 217L198 219L195 220ZM209 215H211V216H209ZM215 215L216 216L219 215V217L217 218V217H215ZM224 215L225 216L231 215L233 218L238 217L240 215V217H238L239 219L236 218L240 222L242 220H245V219H248V221H249L250 218H251L250 220H252V218H254L252 221L253 222L256 221V224H257V225L256 224H254V225H256V226H259L260 224H263V225L256 227L253 225L252 221L248 222L246 220H245L246 222L244 221V222H241V224H239V222L237 220L233 221V220H231L232 218L229 216H227V218H225ZM260 215H261V217H260ZM117 216H119V218ZM140 216H142L143 218ZM242 216H244V217H242ZM5 217H7L8 219ZM52 217H55V219H58V220H55ZM78 217H81L80 220H82V221H80L78 219ZM221 217H222V219L225 218L226 222H223L224 220L222 221V219H220ZM32 218L36 219L37 221L33 220ZM43 218L48 219V220L46 221ZM72 218L75 220H73ZM76 218H77V220H76ZM84 218L85 219L87 218L86 223H83ZM209 218H211V219H209ZM4 219H7V220H4ZM27 219L30 220V224L28 221H26ZM52 219L54 221H52ZM108 219H110V220H108ZM119 219L122 220L121 221L122 225H119V222H120V221H118ZM212 219H213V221H212ZM227 219H229L231 221H228ZM2 220H4V221H2ZM17 220H18V224H17L18 227H16L17 226L16 223L13 222V221L17 222ZM89 220H92V221L90 222ZM123 220H124V224H123ZM148 220L150 221V224H146V222H149ZM198 220H199V222H198ZM200 220L202 222V225H201ZM20 221L22 222V224H24L23 221H25L26 224H24V225H27V226L21 227L20 225H22V224ZM49 221L51 222V224ZM68 221H70V225L72 228H69L70 226L68 224ZM73 221H75V222L79 221L81 225L77 224L78 225L77 226L75 224V222H74L75 225H73ZM214 221H216V222H214ZM221 221H222V224H224V225H219ZM5 222H10V224H5ZM46 222H47V224L49 222V224L45 225ZM56 222H57V224L59 222V224L57 225ZM107 222H108V224H107ZM109 222H110V224H109ZM131 222H133V223L131 224ZM176 222H178V223H176ZM52 224H53V227L55 229L51 227ZM115 224L117 226H115ZM144 224L149 225V226H147L148 228H150V226L153 227L152 231H151V228L149 230H148V228H146V230H145L144 228L146 227V225H144ZM198 224L201 226L199 227ZM231 224L234 226H237L239 224L241 226V227L240 226H237V227L233 226L234 228H238L240 230L239 231L237 229L238 233L234 231L235 234L237 233L236 235L234 233H232L233 232L232 230H229V227H225L227 225L230 226ZM29 225H32V226L35 225L37 228L40 226L42 228L39 227V230L38 229L33 230V229H31L32 227ZM65 225H67L66 227H64L66 230L63 228V226H65ZM105 225L107 227H108V225H110L108 227V229L111 230L113 228L112 230L115 229V231L117 233L115 231H113L116 234H114V233H113L114 235L111 234L110 230H106L107 227ZM113 225H114V227H112ZM189 225H190L189 228L183 227V226L188 227ZM194 225H198L197 228L198 227L199 228L198 229L196 228V230H195V227H193ZM119 226L122 230H119L120 228L119 229L115 228V227H119ZM175 226H177V227H175ZM246 226L249 227L250 230ZM253 226H254V228H253ZM50 227L54 230L49 231L51 229ZM110 227H112V228H110ZM173 227H175L174 230H173ZM73 228H75V229L73 230ZM191 228H194V229L191 230ZM200 228H202V229H200ZM30 229L32 230V231H30L31 234L38 235V236L35 237V236L31 235L29 232ZM161 229H165L166 231H161ZM167 229H169V231H167ZM230 229H233V228H230ZM47 230L51 233L53 232L52 236L61 237V238H57L55 240V237H53L54 241H52L53 238H52V240L48 239V237L50 238L51 236H47V235H51V233H49ZM62 230H63V232H59ZM67 230H68V232H67ZM75 230L78 231L79 235L75 232ZM147 230H148V232L144 233ZM188 230H189V232H188ZM199 230L201 232H199ZM253 230H255V231H253ZM1 231H3V229L0 228V232ZM195 231H198V232H195ZM221 231H223V232H221ZM230 231H232V232H230ZM34 232H39V233L36 234ZM46 232L48 234H46ZM58 232L62 233V235L66 236V237H69L68 235H71L74 237H71L72 239L71 238L70 239L65 238L64 236L62 237V235L60 236V234ZM69 232H70V234H69ZM107 232H109V233H107ZM225 232H228V233H225ZM55 233H56V235H54ZM29 234L32 236L31 238L29 237ZM57 234H59V235H57ZM213 234H215V235L217 234V235L215 236ZM203 235H205V236H203ZM222 235H224V236H222ZM229 236H231V237L229 238ZM255 236H257V237H255ZM78 237L82 238L83 242L80 241V239L77 240ZM122 237H124V238L126 237L125 239H127V240L122 243L124 245L120 244L121 246H119V242H120V239ZM190 237H191V239H190ZM124 238L122 240H124ZM256 238H258V239H256ZM42 239L43 240L48 239V241L45 240L47 243L45 244V242ZM130 239H132V240H130ZM254 239H256V240H254ZM70 240H71V242H70ZM193 241H195L196 244H194ZM76 242H78V243H76ZM115 242H117V243H115ZM137 242H139L138 245H137ZM135 243H136V245H134ZM238 243H240V244H238ZM117 244L119 247L116 246ZM125 244H127V245H125ZM203 244H205V245H203ZM78 245H80V246H78ZM253 245H255V246H253ZM75 246L80 247V248L75 249L76 248ZM105 246L108 248H106ZM135 246H137V247H135ZM146 246H148V247H146ZM192 246H194V247H192ZM247 246H249V247H247ZM234 247L237 250H233ZM138 248H139V251L138 252L136 251L137 252L136 253L135 250L136 249L138 250ZM142 248H143V251H145V250L147 251L146 253H150L151 251H153V252H151L150 254L142 253ZM224 248H230V250L232 249L233 254H229V252H230L229 249L226 250ZM103 250L105 252H101ZM123 250H125V251H123ZM239 250H242V249H239ZM120 251H122V252H120ZM235 251H236V253H235ZM243 251L242 252L240 251L241 252V253H239L240 256L243 253ZM124 252L127 253V256L125 257L124 260L122 259L123 260L122 261L121 257H119V256H121ZM185 252H187L186 253L187 255L184 254ZM216 252H217V254H216ZM253 252H255V251H253ZM214 253H215V255H214ZM84 254H86V255L84 257H81ZM236 255H234V256H236ZM244 255H246V253L242 254V256L238 257V259L235 258L229 262L231 264H234V263H236V264H244V263L250 264L251 261L245 262L247 256H244ZM193 256H195V257H193ZM206 257H208V258H206ZM0 258H1L0 264L1 263L7 264L3 257L0 256ZM78 258H80V259H78ZM184 258L186 260L187 259L189 260L191 258H193V259H191L190 261H186V260H184ZM239 258L241 260H239ZM196 259L198 260V262L194 263V260L197 261ZM180 260H181V262H180ZM177 261L179 263H177ZM82 262L84 263V259ZM188 262H191V263H188ZM257 262L254 264H264V259L259 260L258 263ZM83 263H81V264H83Z\"/></svg>","mask_w":264,"mask_h":264},{"label":"bare ground","instance_id":"6f19581e","mask_svg":"<svg viewBox=\"0 0 264 264\" xmlns=\"http://www.w3.org/2000/svg\"><path fill=\"white\" fill-rule=\"evenodd\" d=\"M0 1H3V0H0ZM16 1L19 2L18 0H16ZM35 1H36V0H35ZM35 1L33 0L34 3H32V1L30 0V2H31V4H32L31 6H33V5H37V4L40 5V3H38V1H37V4L35 3ZM48 1H50L49 3L47 2L48 4H45V3H44V5H40L39 8H38V6H36V7L38 8V10H37V8H34V11H33V12H36V13L38 12V13H39L38 16L40 17V14L43 15V14L46 13L51 7H53V8L56 7V6L58 7V5H57L56 3L59 4V3H61L63 0H48ZM120 1H122V0H120ZM126 1H129V2H126V3H125V4H127V5H128V3L131 4V2H132V1H130V0H126ZM134 1H135V0H134ZM137 1H138V0H137ZM139 1H141V0H139ZM147 1H148V0H147ZM147 1L145 0L144 2L147 3ZM152 1H153V0H152ZM152 1L149 0V2H152ZM222 1H223V3H224V4H223V8L220 7V6L214 5V4L212 3V0H159V2H157V4H155V2H153V3H154L153 5H155V6H153L152 8H150V7H151L150 5H151L152 3L149 5V6H150L149 8H145V7H147V5H146V3H145V7H143V8L140 9V10H138V9L136 8V5H135L134 8H136V10H138V11L135 10V11H136V17L139 19V21L141 22V24H143V23L145 24V23H147V22L149 23V22L151 21V19L154 18L153 23L150 22V23H151L150 25L147 23L148 26L146 25V27H143V30L141 29V30L137 33V37H139L138 40L142 42L141 44H144V45H143V49H144V48H145V49L150 48V46H148V44H150V45L152 44V45H153L152 48H154V49H151V48H150V49H151V50H156V49L158 50V49H159L160 47H162L164 44H165V45L167 44L166 42H167L169 39H171V37L173 36V34H174L175 32H177L175 35L178 36V37H180L182 40H183V39H186V35H185V34H186L187 32L184 31V30H182V28H181V27H186L185 25H188V26H189V29H192V31L195 30V31H197V32L200 33V31H198V30H200V29L197 28L196 24H195L192 20H198L199 22H201V20H202L201 16H203V17L206 16V17H207V15H209V14H213V13H211V12L213 11V6H214V10H217V8H222V10H219V9H218L222 14L219 12L220 14H217V16H220V17H219V18L216 17V18L219 19V20H217V19H216V20H215V19H212V20H214V22H212L210 19H207V20H209L208 23H211V24H210V25H211L210 27L213 26V23L216 24V21H220V22H221V21H224V20L221 19V17L224 18L227 14H230V13H231V14L233 15V13H236V14H240V15H241V14L247 15V14H250V13H247L248 10H250V12L254 14V12H255L256 10H259V9L256 8L257 5H259V7H262V6H260V5H264V0H262V1H261V0H222ZM13 2H15V0H14ZM17 2H16L15 4L12 3L13 6H14V8H16L15 5H17ZM20 2H21V0H20ZM27 2H29V1H27ZM65 2H66V0H65ZM65 2H64V3H65ZM103 2H104V1H103ZM135 2H136V1H135ZM144 2H143V3H144ZM214 2H215V4H216V1H214ZM260 2H263V3H260ZM3 3H4V2H3ZM5 3H6V2H5ZM10 3H11V0H10ZM24 3H25V1H24ZM62 3H63V2H62ZM62 3H61V4H62ZM71 3H72V2H71ZM104 3H105V4H103V5L100 6V7H102L101 10H100V7H97V8H99L98 12H100V11L103 10V13H102V12H101V13L103 14V16H105V18L108 17V20L112 18V17L109 16V15L114 14L113 12H115V10H117L118 7H120V9H122L121 7L123 6V5H122V6H118V3H119L120 5L123 4V3H120L119 0L116 1V2H113V1H111V2L106 1V2H104ZM19 4H20V3H19ZM42 4H43V2H42ZM55 4H56V5H55ZM61 4H60V5H61ZM67 4H68V3H67ZM75 4H77V3H75ZM75 4H73V5H75ZM125 4H124V5H125ZM147 4H149V3H147ZM217 4L220 5L219 2H218ZM5 5H9V4L6 3ZM23 5H24V4H23ZM26 5H28V3H26ZM26 5H25V7H26ZM53 5H54V6H53ZM78 5H81V4L78 3ZM127 5H126V6H127ZM17 6L20 7V6H22V5H17ZM28 6H30V5H28ZM97 6H98V5H97ZM126 6H125V7H126ZM128 6H129V5H128ZM131 6H132V4H131ZM133 6H134V5H133ZM215 6H217V8H215ZM251 6H254L253 10H255V8H256V10H255L254 12H253V10H251V8H252ZM1 7H2V6H1ZM34 7H35V6H34ZM59 7H60V6H59ZM250 7H251V8H250ZM8 8H9V7H8ZM14 8H13V9H14ZM30 8H31V7H30ZM30 8H28V9L30 10ZM82 8H83V7H82ZM82 8H81L80 6L75 5L71 10H72L73 18H75V19H77V20H79V21H82V23H85V22H87V20H88L87 17H88L89 12L83 10ZM249 8H250V9H249ZM17 9H19V8H17ZM21 9L24 10V7L21 8ZM28 9H26V10H28ZM32 9H33V8H32ZM84 9H86V8H84ZM132 9H133V7H132ZM260 9L263 10V9H264V6H263V8H260ZM6 10H8V9H6ZM35 10H36V11H35ZM52 10H53V9H52ZM118 10H119V9H118ZM8 11H9V10H8ZM14 11H15V10H14ZM14 11H13V12H14ZM49 11H51V10H49ZM4 12H6V11H4ZM10 12H12V11H10ZM18 12H20V11H18ZM18 12H16L17 14H16V13H12V14H13V15H17V17H19L18 15H20V14H19ZM23 12H24V11H23ZM23 12H22V13H23ZM30 12H32V11L30 10ZM51 12H52V11H51ZM51 12H50V13H51ZM87 12H88V13H87ZM215 12H216V11H214V13H215ZM217 12H218V11H217ZM259 12H260V11H258V13H259ZM6 13L8 14V12H6ZM6 13H2V14H6ZM22 13H21V14H22ZM25 13H27V12H25ZM25 13H23V14L21 15V17H19V18H22L23 15H24L25 17H26V16L29 17V16H28V13H27L26 15H25ZM38 13H37V14H38ZM50 13H49V14H50ZM245 13H247V14H245ZM256 13H257V11H256ZM262 13H264V11H263V12H260L259 14H262ZM7 14H6V15H2V17H3V18H6V17L10 16V14H9V15H7ZM32 14H34V13H32ZM98 14H99V13H98ZM231 14H230V16H231ZM253 14H252V15H253ZM259 14H258V15H259ZM13 15H11V16H13ZM35 15H36V14H35ZM35 15H33V16H35ZM47 15H48V14H47ZM51 15H53V13H51L50 16H51ZM254 15H255V17H251V18H249L248 16H245V17H247L248 20L253 19V18H256V19H257L256 16H258V15H256V14H254ZM5 16H6V17H5ZM30 16H31V15H30ZM38 16H37V17H38ZM44 16L46 17V15H44ZM44 16H41V17L45 18ZM48 16H49V15H48ZM99 16H101V15H99ZM197 16H199V17H197ZM212 16H214V18H215L216 15L213 14ZM237 16H238V15H237ZM242 16H243V15H242ZM195 17H196L197 19H193V18H195ZM206 17H205V18H206ZM227 17L230 18L229 15H228ZM231 17H234V15L231 16ZM245 17H244V18H245ZM11 18H13V17H11ZM30 18H31V17H30ZM32 18H33V17H32ZM32 18H31V19H32ZM200 18H201V19H200ZM205 18H204V19H205ZM207 18H208V17H207ZM212 18H213V17H212ZM228 18H225V19H227V22H226L227 25H228V23H230V21H228ZM234 18H235V17H234ZM258 18H262V17H258ZM8 19H9V17H8ZM23 19H24V18H23ZM100 19H104V18H101V17H100ZM100 19H99V20H100ZM190 19H192V20H190ZM235 19H237V18H235ZM239 19H241V18H239ZM256 19H254L255 22H257ZM263 19H264V16H263L262 19H259L260 21L258 22V25H260V26H261V25L264 26V23L262 22V21H264ZM10 20H11V19H9L8 21H10ZM17 20H18V18H17ZM106 20H107V19H106ZM106 20H105V21H106ZM189 20H190V23H194L193 28H190V23H189V24L186 23V21H189ZM207 20L205 19V21H207ZM261 20H262V21H261ZM8 21L6 20L7 23H8ZM202 21H203V20H202ZM205 21H203L204 24H206ZM234 21H236V20H233V21H231V22H234ZM238 21H239V20H237V22H238ZM241 21H242V19H241ZM241 21H239L238 23H237V22H235V23H237V24L240 26V25H243L244 22H245V23H246L245 27L248 26V24H247V22H248L247 19H246V21L242 22L243 24H242V23L240 24ZM18 22H19V20L17 21V23H18ZM196 22H197V21H196ZM199 22H198V23H199ZM224 22H225V21H224ZM251 22H254V21H251ZM12 23H13V22H12ZM14 23H15V22H14ZM14 23H13L12 25H16V24H17V23H16V24H14ZM185 23H186V24H185ZM198 23H197V25L201 24V26H202V23H199V24H198ZM208 23H207L206 25H208ZM260 23H261V24H260ZM262 23H263V24H262ZM9 24H10V23H8V25H9ZM141 24H139V25L142 26ZM204 24H203V25H204ZM215 24H214V25H215ZM218 24L221 25L220 23H218ZM218 24H217V25H218ZM250 24H252V23H250ZM250 24H249V25H250ZM12 25L10 24V28H9V30H11ZM227 25H225V26H227ZM255 25H256V24H255ZM258 25H257V26H258ZM21 26H22V25H21ZM188 26H187V27H188ZM194 26H196L195 29H194ZM201 26H198V27L204 29L205 26H204V27H201ZM208 26H209V25H208ZM228 26H230V25H228ZM235 26H236V25H234V27H235ZM239 26H237V27H235V28H236V29H237V28H238V29L241 28V27H239ZM262 26H261V27H262ZM103 27H105V26H103ZM108 27H109V26H108ZM108 27H105L104 30L102 29L103 31H101V32L99 31V28H98L95 32L93 31V32H94V35L91 34V33H93V32L91 31L90 34H88V35H90V36H88L87 39H86V37H85V39H86L85 41L83 40L84 43L81 42V44H83V47H80V48H83V49L87 50L86 48H90V46H91L90 44H91V43L94 44L93 42H95V43H97V44H102V43H104V42H105V43H108V42H106V39L108 40V33L110 34V32H109V28H110V27H109V28H108ZM213 27L217 28L216 30H218V29L222 30V28H223V27H221V26H217V27H216V26H213ZM213 27H212V28H213ZM219 27H220V28H219ZM234 27H233V28H234ZM249 27H250L251 29H253V30H254V29L257 30L258 28H259L258 30L261 29L260 27H258V28H257V27L253 28L254 25H253V26H249ZM27 28H28V27H27ZM100 28H101V27H100ZM111 28H112V27H111ZM111 28H110V29H111ZM215 28H214V29H215ZM225 28H227V27H225ZM225 28H223V29H225ZM233 28H230V29H233ZM13 29H14V27H13ZM17 29H19V27H18ZM25 29H26V28H25ZM107 29H108V30H107ZM187 29H188V28H187ZM236 29H235V30H236ZM238 29H237V30H238ZM241 29H242L241 31L238 30V32L240 31V32H239L240 34H241V32H243V31L245 32V30H246L244 27L241 28ZM243 29H245V30H243ZM247 29H249V28H247ZM262 29H264V28H262ZM7 30H8V28L6 29V31H7ZM9 30H8V32H9ZM14 30H15V29H14ZM19 30H22V31H23V29H19ZM179 30H181V32H180ZM185 30H186V28H185ZM205 30H206V28H205ZM211 30H213V29H211ZM211 30H210V28H209V30H208V31H205V32H212ZM216 30H214V33L212 32V33H213L212 35L218 34V33L215 32ZM225 30H228V31H224V33H223V32H220V31L218 30V32H219V33H222V34H225V35H223V36L229 38L230 40H231V37L234 39L233 41H235V39H238L237 36H239L240 34H237V36H235L236 38H234V34H233V35L231 34L232 36H231V35H228V36L226 35L225 32H227V34H230V33H228V32H229V29H225ZM235 30H233V32H234ZM258 30H257V31H258ZM6 31L4 30V31L2 32V30H1V28H0V32H1V33H4V34L2 35V36H3L2 39L4 40V46H6V45H5V39H4V37L8 36L9 34H10V35H11V34H12V35L16 34L15 32L13 33L12 31H10L9 34H6V33H7ZM27 31H28V30H27ZM98 31H99V33H98ZM187 31L189 32V31H191V30H187ZM202 31H203V30H202ZM249 31L251 32L250 34L253 33L251 30H249ZM5 32H6V33H5ZM17 32H19V31H17ZM178 32H179V34H181V33L183 32L184 36H179V35H178ZM184 32H186V33H184ZM205 32H204V34H208V33H205ZM231 32H232V31H231ZM238 32H236V33H238ZM255 32H256V31H255ZM1 33H0V34H1ZM96 33H97V34H96ZM199 33H196V34H199ZM201 33H202V32H201ZM236 33H235V34H236ZM259 33H264V30L261 31V32L259 31ZM259 33H258V34H259ZM17 34H18V33H17ZM37 34H38V33H37ZM183 34H181V35H183ZM190 34H193V32H192V33H189V34H187V35L190 36ZM242 34H243V33H242ZM242 34H241V35H242ZM246 34H248V33H246ZM246 34H244V35L247 36ZM10 35H9V36H10ZM22 35H25V33H24V34H20V38L22 37ZM175 35H174L172 38L176 37ZM209 35H210V34H209ZM209 35H207V37H208ZM212 35H211V37H213ZM220 35H221V34H220ZM220 35L218 34V35H216V36L222 38L223 36H220ZM241 35H240V36H241ZM248 35H249V34H248ZM255 35H257V34L255 33ZM255 35H252V36H250V37L247 36V37H249V39L251 40V38H254ZM260 35H262V34H259V36H260ZM17 36H18V35H17ZM34 36H36V35H34ZM37 36H38V35H37ZM41 36H42V35H41ZM191 36H192V39H193V37H197V36H195V35H191ZM216 36H215L214 39H212V41H213V40H216V38H217ZM257 36H258V35H257ZM13 37H15V36H11V37H9V38H11V39L6 38V40L8 41V39H9V42H11V40H15V39H12ZM29 37H32V36H29ZM178 37H177V39H179ZM183 37H185V38H183ZM187 37H188V36H187ZM211 37H208V38H205V39H206V40H207V39L211 40V39H210ZM0 38H1V37H0ZM15 38H16V37H15ZM33 38H34V37H33ZM244 38H246V37H244ZM255 38H256V37H255ZM260 38H261V36H260ZM263 38H264V37H263ZM18 39H19V38H18ZM27 39L29 40V38H27ZM34 39H36V38H34ZM34 39H33V40H34ZM39 39H40V38H39ZM110 39H111V38H110ZM113 39H114V38H113ZM174 39H175V38H174ZM174 39H173L174 42L176 41L177 44H178V43L180 44V42H181L180 40H178V42H177V39H175V40H174ZM187 39H190V38H187ZM187 39H186V41H185V40H184V41L186 42V45H190V44H187ZM201 39H202V38H201ZM201 39L199 38L198 40L200 41V43L202 42V43H203V46H204V41H205V39H203L204 41H202ZM217 39H219V38H217ZM222 39H224V38H222ZM222 39H220V40H216V41H217V42H218V41H220V42H221V41H224V40H222ZM249 39H248V40H249ZM28 40H27V41H28ZM31 40H32V38H31ZM31 40H30V41H31ZM42 40H43V38H42ZM45 40H47V39H45ZM45 40H44L43 42H47V41H45ZM250 40H249V41H250ZM256 40H257V38H256ZM37 41H41V39H40V40H37ZM69 41H70V40H69ZM109 41H112V39L109 40ZM169 41H170V40H169ZM179 41H180V42H179ZM192 41H193V40H192ZM192 41H191V42L189 41V42L192 44V43H193ZM195 41H196V39H195ZM195 41H194V42H195ZM207 41H208V40H207ZM226 41H228V40H226ZM233 41H231L230 43H232ZM242 41H243V40H242ZM242 41H239L240 43L238 42L237 44H235V45H236L235 48L232 47L233 45H231V47L234 48V49H233V51H232V53H231L230 55L228 54V55H229V62H227V63H229V64H228L229 66H226V67H230V68H229L230 70H228V71H230V72H225V73H230L232 79H233L234 81H236V83L234 84V86H233V84L231 83L233 80L230 81V78H231V77H228L227 74H225V73L222 71L223 68L225 69V65L223 64L224 67H222V69L220 68V67L222 66V64H220V62L222 63L223 59H222L221 57H219V56H221V54H220V55H217L218 52H216V55H217V56H213V54H212L213 57L211 56L212 58H214L213 60H214V61L217 60L216 63H218V65L216 64V65H217V72H218V73H217V72H215V73L212 72L214 75H215L216 73H217L216 75L219 74V76H218V80H217V78H216L217 76H216V77H213V78H210V77H209V78L212 79V80H214V82H215V80H217L216 85H214V86H216V88H219V89H220V90L217 89L218 91L223 90V91H227V93H228V92H232V91L234 92V89H235V91H238V92H239V90H241V92L243 93V95H245L246 98H247V97L250 98L249 100L251 101V104H252V105H254V106L259 105V106H260V105L264 102V74L262 75L261 73H259V71H260V66H261L260 54L257 52L258 49H256L255 46H253L252 44H250L248 41H247V42H242ZM263 41H264V40H263ZM2 42H3V41H0V43H2ZM13 42H14V41H13ZM13 42H12V43H13ZM19 42H20V41H19ZM35 42H36V41H34L33 43H35ZM41 42H42V41H41ZM143 42H144V43H143ZM174 42H172V43H174ZM197 42H198V41H197ZM197 42H196L195 44H192V45L195 46V45L197 44ZM220 42H219V45L222 44V43H220ZM261 42H262V41H261ZM12 43H11V44H12ZM23 43L25 44L24 41H23ZM23 43L21 42V44H23ZM36 43H37V42H36ZM38 43H39V42H38ZM38 43H37V44H38ZM105 43H104V45H106ZM169 43H171V42H169ZM169 43H168V45H169ZM172 43H171V44H172ZM200 43L197 44V45H200ZM213 43H215V41H213ZM225 43H226V42H225ZM9 44H10V43H9ZM29 44H31V45H30V46H29V45H26V46H29V48H30V47H31V48L34 47V44H32V43H29ZM43 44H44V43H43ZM43 44H39V47H40V45L43 46ZM67 44L69 45L70 43H67ZM97 44H95V45H97ZM179 44L176 45L177 48L179 47ZM184 44H185V43H184ZM205 44H206V43H205ZM207 44H209V43H207ZM207 44H206V45H207ZM215 44H216V43H215ZM215 44H214V45H215ZM226 44H229V43H226ZM32 45H33V46H32ZM47 45H48V44H47ZM73 45H74V46H73ZM110 45H111V44H110ZM168 45H166L165 47H167ZM210 45H211V46H210ZM214 45H212V43H211V44H209V45H207V46H210V49L213 48V47H214V49H215L216 47H215ZM223 45L226 46L224 43H223ZM260 45H262V44H260ZM263 45H264V44H263ZM4 46H0V47L4 48ZM13 46H15V45H9V47H10L9 49H13V48H15V47H13ZM75 46H76V44L73 43V41H72V44H70V47L73 49ZM80 46H81V45H80ZM146 46H147V47H146ZM172 46L176 47L175 45H172ZM172 46L167 47V49H164V50H166V51L168 52V50H170ZM181 46H184V45L182 44ZM227 46H228V45H227ZM227 46H226V47H227ZM7 47H8V44H7ZM11 47H13V48H11ZM43 47H45V46H43ZM47 47H48V46H47ZM50 47H52V46H50ZM50 47H48V48H50ZM68 47H69V46H68ZM91 47H92V46H91ZM105 47L110 48V46H109V47H108V46H105ZM187 47H189V46H187ZM217 47H218V46H217ZM219 47H221V46H219ZM226 47H221V49H222V48H226ZM2 48H0V50H2ZM34 48H35V47H34ZM40 48H41V47H40ZM65 48H67V47H65ZM71 48H70V49H71ZM78 48H79V46H78ZM78 48H76V49H78ZM80 48H79V49H80ZM92 48H93V47H92ZM162 48H163V47H162ZM168 48H170V49H168ZM177 48H173V47H172V50H173V49H177ZM184 48H185V46H184ZM194 48H195V47H194ZM194 48H193V47H192V48H186V50H188V51H186L187 53L184 52V53H182V54H183V55H184L185 53L188 54V52H190V51H189L190 49H191V51H194L193 53H195V50H192V49H194ZM202 48H203V47H202ZM202 48L200 47L199 50L201 49L202 52H204V50H205V51H208V53H209L210 50L208 49V47H207L206 49H202ZM6 49H8V48L5 47V50H6ZM37 49H38V48H37ZM37 49H36V50H37ZM50 49H51V50H48V49L46 48V50H44V49H42V50L45 51L46 53H50L51 51H54V52H55V50H52V49H54V48H50ZM70 49L67 48V49H61V50H68V51H69V52H68L69 54H70V53L73 54L75 48H74V50H71L72 52H70ZM100 49H101V47H100ZM112 49H114V48H113V47L110 48V49H105V48H103V49H101V50H97L96 52H93V51H92L93 54H91L89 57H88V56L85 57V54H82V55L84 56V58H88V59H89L88 61L91 60V63L94 62L96 59H97V61H96V63H97V62H98V59H101V60L104 59V60H105V59H107V58H108V60H111L112 62H115V61H113V59L115 60L116 57L118 58L120 54H118V55L115 54V52H118V51L115 50V52H114V50H112ZM178 49H182V48L179 47ZM178 49H177V50H178ZM195 49H197V48H195ZM207 49H208V50H207ZM217 49H218V48H216V49L213 51V53H214ZM5 50H3V51H5ZM29 50H30V49H29ZM36 50H35V51H36ZM42 50H40V51H42ZM47 50H48V52H47ZM61 50H59V51H61ZM89 50H90V49H89ZM164 50H162V51H164ZM184 50H185V49H184ZM199 50L197 51V53H200V52H201V51H199ZM211 50H212V49H211ZM218 50H219V49H218ZM229 50H230V49H229ZM256 50H257V51H256ZM3 51H2V52H3ZM9 51H11V52L14 51V52H15V49H14V50H9ZM35 51H34L33 53L38 52V51H36V52H35ZM43 51H42V52H43ZM77 51H79V50H77ZM145 51H146V50H145ZM173 51H174V50H173ZM173 51H169V52H173ZM181 51H183V50H180V51H179L180 53L175 52V53H177L176 57H174L173 55H171L172 53H168V54H167L166 52H164L166 55H165L164 53H163V54L165 55V56H164L165 58H166V56H170V55H171V56H173L174 58L177 59V58L179 57L178 55L181 54ZM219 51H220V50H219ZM223 51H224V50H223ZM45 52H44V53H45ZM57 52H58V51H57ZM61 52H62V51H61ZM79 52H80V51H79ZM92 52H91V53H92ZM148 52H150V51H147L146 54H147ZM153 52H154V54H155V51H152V53H153ZM156 52H157V51H156ZM210 52H212V51H210ZM221 52H222V50L220 51V53H221ZM230 52H231V51H230ZM3 53H4V52H3ZM3 53H2V54H3ZM5 53H6V52H5ZM9 53H10V52H9ZM31 53H32V52H31ZM31 53H30V54H31ZM39 53H40V52H39ZM64 53H65V54H68V53H66L65 51H64ZM113 53H114L115 56L113 55ZM152 53L150 52V53H148V54H152ZM173 53H174V52H173ZM190 53H192V52H190ZM190 53H189V54H190ZM227 53H228V52H227ZM2 54H1V57L4 58L5 56H4V55L2 56ZM11 54H12V53H11ZM37 54H38V53H37ZM52 54H53V52H52ZM58 54H59V53H58ZM61 54H62V53H60V56H61ZM65 54H63V55H65ZM69 54H68V55H69ZM75 54H76V53H74L73 56L76 57L78 54H76V55H75ZM79 54H80V53H79ZM159 54H160V53H159ZM159 54H158V55H159ZM202 54H203V55H206L205 52L202 53ZM223 54H224V53H223ZM223 54H222V55H223ZM5 55H6V54H5ZM12 55L15 56L14 54H12ZM12 55H11L10 57H12ZM31 55H32V54H31ZM34 55H35V57L37 56L36 54H34ZM86 55H87V54H86ZM155 55H156V54H155ZM158 55H157V56H158ZM174 55H175V54H174ZM195 55H196V56H194V57H195V58L197 57V59H199V57H198V55H197L196 53H195ZM207 55H208V54H207ZM210 55H211V54H210ZM57 56L60 57L59 55H57ZM66 56H67V55H66ZM79 56H80V55H78V57H79ZM83 56H82V57H83ZM111 56H114V58L111 57ZM142 56H143V55H142ZM147 56H148V55H147ZM147 56H144V57H145V60L148 59V58L150 57V56H149V57L147 58ZM151 56H152V55H151ZM157 56H154V57H155V62L157 61L156 63H158V64H160V65H158V64H156V65H158V66H162V65H161V61H162V60H160V61H159L160 63H159L158 60H156V59H158ZM177 56H178V57H177ZM192 56H193V55L191 54V56H189V57H192ZM199 56H201V53H200ZM7 57H8V56H7ZM7 57H5L7 60H4V61H2L3 59L0 58L1 61H2V65H3V62H5V61L7 62V65H8V63H10V62H8V58H7ZM35 57L32 55V58H33L32 60H34ZM109 57H110L111 59H109ZM162 57H163V55H162ZM180 57H181V58H180ZM180 57H179L178 59H181V60H184V59H186V58H189V57H186V55L184 56L185 58H182L183 56H180ZM207 57H208V59H207V58H206V59H207V60H210L211 57H209V56H207ZM218 57H219V59H222V60H220V62L218 61ZM227 57H228V56H227ZM29 58L31 59V57H29ZM67 58H68V57H67ZM84 58H82V59L79 58V59L81 60V62H82V61H83V62H88L87 60H83ZM120 58L122 59L121 56H120ZM120 58H119V60H120ZM167 58H168V57H167ZM169 58H170V57H169ZM174 58H171V59H174ZM216 58H217V59H216ZM224 58H225V56H224ZM30 59H28V60H30ZM51 59H52V58H51ZM62 59H64L63 56H62ZM68 59H73V58H72V57H69ZM203 59H205V58H203ZM203 59H200V60H202V62H201L202 64L204 63L205 66H206V65H207V66L210 65V64H206V61L203 62ZM56 60H57V59H56ZM56 60H55V61H56ZM64 60H67V59H64ZM92 60H94V61H92ZM116 60H117V59H116ZM119 60H117L118 63H120ZM122 60H124V59H122ZM211 60H212V59H211ZM9 61H11V60H9ZM51 61L54 62V59H52ZM68 61H69V60H68ZM71 61H72V63L75 62V64H78V63L80 62V61L78 60L79 62L76 63L77 58H75V59H73V60H71ZM102 61H103V60H102ZM111 61H107V60H106L105 62H108V63L110 62V63H111ZM126 61H127V60H126ZM129 61L132 62V60H128L127 62H129ZM153 61H154V60H152V61H150V62H153ZM172 61L177 62V63H175V65H178V64L181 62V61H177V60H176V61H175V60H172ZM172 61H170V62H172ZM188 61H190V59H189ZM194 61L198 64V65H197L198 68H199V65H200V67H201V64H199V63L197 62L198 60L196 61V59H195ZM214 61H212V62L207 61V62H208V63L210 62V63L212 64ZM24 62H25V63H28V62L31 63V60L28 61V62H27V61H24ZM81 62H80V63H81ZM121 62H124V63H125V61H121ZM127 62H126V63H127ZM139 62H141V61H139ZM155 62H154V64H155ZM163 62H164V61H163ZM191 62H193V60H191ZM191 62H190V64H191ZM199 62H200V61H199ZM223 62H224V61H223ZM49 63H51V62H48V64H49ZM89 63H90V62H89ZM94 63H95V62H94ZM94 63H92V64H94ZM100 63H101V62H100ZM124 63H122V64H124ZM168 63H169V62H168ZM184 63H185V65L187 64L186 61H184V62L182 63V66H184V65H183ZM53 64H55V63H53ZM56 64H57V62H56ZM56 64L53 65V68L51 67V68H49V69H54V70H55V67H57ZM84 64H85V63H82L83 66H84ZM92 64H91V65H92ZM106 64H107V63H106ZM127 64L130 65V64H132V63H127ZM145 64H147V66H148L149 63H145ZM154 64H153V65H154ZM164 64H165V63H163V65H164ZM172 64H173V63H171L170 65H172ZM213 64H214V63H213ZM213 64H212V66H213ZM219 64H220V65H219ZM225 64H226V63H225ZM7 65H5V66H7ZM28 65H29V63H28ZM28 65H27V66H28ZM49 65L51 66L52 64H49ZM78 65H79V66H78ZM78 65H77V68H78L77 70H79V71H80V70L82 71L83 69H84L85 71H87L88 68L90 69V71H95V70L92 69V66H90L89 64L86 65V66H88V65L90 66V67L88 66L87 69H86L85 66H84L85 68L82 69L83 66H81L80 64H78ZM97 65H99V64L97 63ZM101 65H102V64H101ZM113 65H114V64H113ZM113 65H112V66H113ZM132 65H134V64H132ZM165 65H166V64H165ZM165 65H164V66H165ZM167 65H168V64H167ZM175 65H174V67L178 68V67L175 66ZM179 65H180V64H179ZM188 65H189V63L186 65V67H187ZM192 65H195V64H192ZM216 65H214V67H215ZM0 66H1V65H0ZM5 66H2V67H5ZM9 66H10V64H9ZM12 66H13V65H12ZM12 66H10V67H12ZM23 66H24V65H23ZM108 66H109V64H108ZM108 66L106 65V70L109 69L110 72H112L111 70L114 69V68H112V66L110 65V67H111V69H110V67L108 68ZM158 66H153V67H156V69H157ZM164 66H162V67H164ZM182 66H181V67H182ZM197 66L195 65L194 67H197ZM202 66H204V65H202ZM205 66L202 67V68L200 69V72H201V70H202L203 68L205 69ZM212 66H210V68H209V67H206V68H207L206 70H208V68H209L208 71H210L211 68H212ZM218 66H219V67H218ZM10 67H9V70L11 69ZM48 67H49V66H48ZM75 67H76V66H75ZM93 67L95 68L96 65L94 64ZM116 67H117V63H116ZM122 67H123V66H122ZM122 67H121V68H122ZM150 67H151V66H150ZM153 67H152V68H153ZM165 67H166V66H165ZM165 67H164V69H165ZM167 67H168V66H167ZM118 68H119V66H118ZM130 68H131V67H130ZM169 68H170V67H168V71L170 70ZM190 68H191V67H190ZM215 68H216V67H215ZM56 69H58V67H57ZM122 69H123V68H122ZM122 69H120V72L123 71ZM158 69H161V70H159L160 72H161V71L163 72V71H166V70H167V69L164 70L163 68H158ZM162 69H163V70H162ZM171 69H172V68H171ZM180 69H183L182 71H184L185 67H184V68H179V70L176 69V71H178V73H175L176 71H175V72L173 71L174 74H182L183 72H182V73H179V72H181ZM187 69H189V68H187ZM192 69H193V68H192ZM194 69H195V68H194ZM194 69H193V70H194ZM213 69H214V68H213ZM213 69H212V70H213ZM2 70H4V72L7 74L8 72H11V73H12V72H13L12 70H14V69H11V71H8V70H7V72L5 71L6 69H3V68H2ZM2 70H1V71H2ZM75 70H76V69H75ZM84 70H83L82 72H83V74L86 73V74H84L85 76H86L88 73H89V74H88L89 76H90V75H93V76H94V74H96V73H93V72H92V74H90L91 72H88V73H87V72H84ZM106 70H105V71H106ZM114 70H117V69H114ZM195 70H196V69H195ZM195 70H194V71H195ZM206 70H205V71H206ZM226 70H227V69H226ZM56 71H57V70H56ZM88 71H89V70H88ZM117 71H119V70H117ZM185 71H186V70H185ZM189 71L192 72L191 69H190ZM198 71H199V70H198ZM198 71L193 72V73H195V74L198 73L197 75L200 76L199 74H202L203 72L200 73V72H198ZM203 71H204V70H203ZM208 71H207V72H208ZM214 71H216V70H214ZM4 72H3V74L6 75ZM103 72H104V71H103ZM103 72H101L102 75L99 74V73H97V74H99V75H97V77H96V76H95V77H96L97 79L101 77L100 79L105 81V78H106V77H102V76H105V74H104L105 72H104V73H103ZM110 72H109L108 70L106 71V73H109V74H110V75H109V74H107V75L112 76ZM155 72H156V71H155V69H154V74L156 75V73H158V72H156V73H155ZM162 72H161L160 74H162ZM169 72H170V73H168V74H170V75L173 73V72H171V71H169ZM210 72H211V71H210ZM1 73H2V72H1ZM11 73H8V75H11ZM80 73H81V72H80ZM80 73H77V75L80 76V75H79ZM112 73H114V76H116V75L118 74V73L115 74V73H116L115 71H113ZM184 73H185V72H184ZM193 73H192V74H193ZM212 73H211V74H212ZM75 74H76V73H75ZM164 74H166V73H163L162 75L165 76ZM190 74H191V73H189V75H190ZM192 74H191V75H192ZM204 74H206L207 77H203V76H201V77H202L201 79L198 78V79L201 81V83L205 82V81L207 80V79H205V78H208V76H209V73H204ZM204 74H203V75H204ZM4 75H3V76H4ZM8 75L6 76L7 78L9 77ZM77 75H76V76H77ZM84 75H82L81 77H83ZM118 75H119V74H118ZM121 75H122V74H121ZM166 75H167V74H166ZM170 75H167V76H170ZM11 76H12V75H11ZM76 76H75V77H76ZM89 76H88V77H89ZM114 76H113V77H114ZM119 76H120V75H119ZM160 76H161V75H160ZM167 76H165V77H167ZM212 76H213V75H212ZM13 77H15V76L13 75ZM88 77H87V79H88ZM155 77H156V80H154V82L159 83V82H157V79H159V80H161V79H160V78H157V76H155ZM161 77H162V76H161ZM165 77H164V78H165ZM180 77H182V76H180ZM76 78H78V77H76ZM83 78H84V77H83ZM102 78H104V79H102ZM110 78H111V77H110ZM110 78H106V79L108 80V79H110ZM167 78H169V77H167ZM171 78H172V77H171ZM214 78H216V79H214ZM4 79H6V78H4ZM12 79H13V78H11L10 80H12ZM80 79H81V78H80ZM111 79H112V78H111ZM154 79H155V78H154ZM165 79H166V78H165ZM181 79L184 80V77L181 78ZM14 80H15V79H14ZM14 80H13V81H14ZM81 80L83 81V80H86V79L84 78V79H81ZM81 80H79V82H81ZM162 80H164V79H162ZM171 80H172V79H171ZM171 80H169V82H171ZM202 80H203V82H202ZM34 81L37 83V80H34ZM99 81H100V80H99ZM109 81H110V80H108V82H109ZM174 81H175V80H174ZM178 81H179V80H178ZM184 81H186V80H184ZM16 82H17V80H16ZM30 82H31V81H30ZM30 82H29V83H24V84L27 85V84H30ZM90 82H91V78H90ZM92 82H95V81L92 80ZM92 82H91L89 85H88V84H87V85L90 86L91 84H93ZM165 82H168V81L165 80ZM208 82H209V81H208ZM214 82H213V84H214ZM8 83H9V82L4 83V84H8ZM10 83H13V85H12V86H11V84H10V86L8 85V87H10V88H7L8 90H9V89L12 90L11 87L15 86V84H18V83H15V84H14V82H10ZM32 83H33V82H32ZM85 83H87V81H86ZM88 83H89V80H88ZM105 83H107V82H106V81L104 82L103 85H105V86L102 85L104 88L107 86V84H105ZM160 83H164V82H163V81H162V82L160 81ZM160 83H159V84H160ZM171 83H174V82H171ZM183 83H184V82H183ZM205 83H206V82H205ZM233 83H234V82H233ZM4 84H2V85H3V86H6V85H4ZM24 84H22V88L20 87V85H19V86L17 85L16 88H15V87L13 88V89H14L13 91H16V90L18 91L19 88H20V89H19V92H20V91H24V90H25V89H24L25 87H23ZM96 84H98V85H96ZM99 84H101V83H94L93 86H94V85H96V87H97V86H100ZM154 84H155V83H154ZM168 84L171 85L170 83H168ZM168 84H164V85H166V86L168 87ZM175 84H176V83H175ZM178 84H179V87H180V83H178ZM211 84H212V82H211ZM236 84H237V85H236ZM2 85H1L0 91H1V89L3 88ZM25 85H24V86H25ZM33 85H35V84L33 83ZM33 85L31 84V85H30V88H31V86H33ZM80 85L82 86L83 84L81 83ZM85 85H86V84H85ZM155 85H156V84H155ZM157 85H158V84H157ZM160 85H161V84H160ZM160 85H158V86H160ZM183 85H184V84H183ZM28 86H29V85H27L26 87H28ZM36 86H38L39 88H41V84H40V85H36ZM36 86H35V88H36ZM88 86H86V87H88ZM102 86H100V87H102ZM174 86H175V85H174ZM176 86H178V85H176ZM202 86H203V84H202ZM206 86H207L206 88H208V89L210 88V87H209V83H208ZM236 86H237V88H235ZM6 87H7V86H6ZM18 87H19V88H18ZM38 87L36 88V90H39ZM134 87H135V83H133V82H127V83H126V88H127V89L134 88ZM154 87H155L154 89H156V86H154ZM172 87H173V86H172ZM172 87H168V88H169L168 90L171 91V90L174 88V87H173V88H172ZM197 87H199V86H197ZM233 87H234V89H233ZM4 88H5V87H4ZM30 88H29V90H30L31 92H34V95H37V94H35V93H36V91L34 90L35 88H33V87H32L31 89H30ZM82 88H83V87H81V88H79V89L82 90ZM90 88L92 89V86H90ZM90 88H89V89H90ZM104 88H103V90L106 89V88H105V89H104ZM170 88H172V89H170ZM177 88H178V87H177ZM181 88H182V87H181ZM214 88H215V87H214ZM238 88H239V89H238ZM22 89H24V90H22ZM26 89H27V88H26ZM32 89H33V90H32ZM87 89H88V88H86V89L83 88L82 91H84V90L86 91ZM91 89H90V90H91ZM95 89H96V88H95ZM97 89H100V88L97 87ZM174 89H175V88H174ZM192 89H193V88H192ZM4 90L6 91V89H4ZM10 90H9V91H10ZM29 90H25V91L27 92V91H29ZM80 90H78V91H79L78 93H80ZM93 90H94V89H93ZM100 90H101V89H100ZM103 90H102V91H103ZM161 90L163 91L162 93H164V90H167V88H165V89L163 90V85H162L160 91H161ZM176 90H179V91H180V90H181V91L184 90V91H185L184 88H183V89H179V88H178V89H176ZM176 90H173V91H176ZM2 91H3V89H2ZM2 91H1V92H2ZM87 91H88V90H87ZM87 91H86V92H87ZM102 91H101V92H102ZM155 91H156V92H154V94H153V105H154L155 109H158V110H159V118H160V117L163 116V114H164V112H165V107H166V106H169L170 104L166 103V105L164 106L165 103L162 104V103H163L162 101L165 102V99L162 100V93H160V91H159L158 89L155 90ZM173 91H172L173 95H174V93L177 94L176 92H173ZM184 91H183V92H184ZM202 91H203V90L201 89V91H196V92H197V93H198V92L201 93ZM26 92H25V93H26ZM39 92H40V91H39ZM76 92H77V91H76ZM92 92H93V91H92ZM97 92H100V91H97ZM166 92H167V91H166ZM203 92H204V91H203ZM206 92H207V89H206ZM238 92H237V94H238ZM6 93H10V92H6ZM12 93H13L12 95L15 94L14 92H12ZM16 93H17V94H22L21 96L24 95L23 92H22V93H21V92H20V93L16 92ZM78 93H77V94H78ZM168 93H169V92H168ZM190 93H191V92H190ZM192 93H193V92H192ZM197 93H196V94H197ZM209 93H211L210 90H209ZM28 94H29V95L25 94V95L28 96V98H22V97H20V98L24 99V100H22L21 102H24V101H25L24 103H26V101H27L26 99L29 100V96L32 97V94H30V93H28ZM164 94H167V93H164ZM169 94H170V95L167 96V97L172 98V101H171V102H174L172 105H173L174 108H175L174 112H173V110H170V113L173 112V113L175 114L177 111H179V110L177 109V106H178V108H180L181 106H179V105L182 104V102H181V103H178V104H179V105H178V104H177V101H179L180 99H179V100H175V98L170 97L172 94H171V93H169ZM211 94H212V93H211ZM223 94H224V93H223ZM230 94H231V93H230ZM232 94H233V93H232ZM237 94H236V96H238ZM240 94H241V93H240ZM240 94H239V96H240ZM4 95H5V94H4ZM6 95H7V94H6ZM180 95H182V94H180ZM180 95H179V96H180ZM190 95H191V94H190ZM212 95H214V94H212ZM212 95H211V96H212ZM227 95H228V94H227ZM227 95H226V98H225V99H227V97H228ZM241 95H242V94H241ZM243 95H242V96H243ZM8 96H9V97H8ZM17 96H18V95H17ZM19 96H20V95H19ZM19 96H18V97H19ZM163 96H165V95H163ZM174 96H175V95H174ZM179 96H178V97H179ZM222 96H224V95H222ZM222 96L218 95L217 97H220V99H221ZM233 96L236 97V96L233 94V95H232V98H228V99H233L231 102L234 101ZM3 97H4V96H3ZM10 97H11L10 94L7 95V98H10ZM12 97H13V96H12ZM18 97L15 96V97H13V98H15V99H16V98L19 99ZM175 97H177V96H175ZM191 97H195V95H193V96H191ZM229 97H230V96H229ZM7 98H6V99H7ZM163 98H166V96L163 97ZM169 98L166 99V101H168ZM179 98H182V97H179ZM208 98L210 99V98H212V97L209 96ZM33 99H36V98L33 97ZM33 99H30V100L32 101ZM186 99H187V98H186ZM196 99H197V98H196ZM196 99H195V100H196ZM200 99H201V98H200ZM200 99H199V100H200ZM214 99H215V98H214ZM30 100H29V101H30ZM218 100H219V99H218ZM6 101H7V100H6ZM8 101H9V100H8ZM15 101H16V100H15ZM15 101L13 100L12 102H15ZM29 101H27V102H29ZM180 101H183V100L181 99ZM187 101H190V100H187ZM211 101L213 102L214 100H211ZM211 101H210V102H211ZM3 102H4V100H3ZM12 102H8V103H10V105H9V104H6V106L9 105L10 107H14V106H11V103H12ZM19 102H20V99H19ZM19 102H17V104H18ZM32 102H33V101H32ZM168 102H170V101H168ZM191 102H192V101H191ZM193 102H195V101H193ZM203 102H204V101H203ZM205 102H206V101H205ZM221 102H225L224 104L228 105V103L226 102V100H224V101H221V100H220V102H218V103H221ZM229 102H230V100H229ZM5 103H7V102H5ZM5 103H2L1 105L5 104ZM24 103H19V104H18L19 106H21L20 109L24 110V109H27V108H28L27 112H29V110H30V108H31V107H30V108L28 107V106L30 105V102L28 103L29 105L27 104L28 106L26 105V108H24V106L20 105V104H24ZM17 104L15 103V105H17ZM32 104H33V103H32ZM36 104H37V103H36V101H35L33 105H36ZM167 104H168V105H167ZM188 104H189V105H193V104H190V103H188ZM203 104H204V103H203ZM221 104H223V103H221ZM221 104H220V106H219V105H217V103H215V104H209V103H208L207 105H204V106H205V107H208L209 105H210V106L212 105L211 107L209 106L208 108H212L213 105H217V106H219V107H223V106H221ZM232 104H233V103H232ZM18 105H17V106H18ZM33 105H30V106H33ZM226 105H224V106H226ZM202 106H203V105H202ZM217 106H216V107H217ZM35 107H36V109H34V106H33V108H31V109H33V111H38V110H37V109H38L37 106H35ZM205 107H203V108H204L205 111H207L208 109L206 110ZM1 108H2V110H4L2 113L6 112V110H8V108L5 109V106H4V108H3V107H1ZM17 108L19 109V107H17ZM17 108H13V109L15 110V109H17ZM166 108H167V107H166ZM203 108H202V109H203ZM250 108H252V107H250ZM212 109H213V108H212ZM214 109H215V107H214ZM218 109H219L218 111H221V110H222V108H218ZM220 109H221V110H220ZM253 109H254V108H253ZM255 109H256V108H255ZM0 110H1V109H0ZM22 110H21V111H22ZM145 110H146V109H145ZM145 110H144V111H145ZM150 110H151V109H150ZM198 110H199L200 112H201V111L205 112L204 110H200L199 108H198ZM9 111H12V109L10 108ZM21 111H20L18 114H20ZM30 111H31V110H30ZM33 111H32V112H33ZM144 111H143V112H144ZM146 111H148V110H146ZM146 111H145L143 114H140V116L138 117V119H141V118H142L144 121H146L148 124H150L149 121H150V122H153V121L150 120V117H149V116H151V115L147 114L148 112L146 113ZM208 111H209V110H208ZM25 112H26V111H24V113H25ZM250 112H252V111H250ZM254 112H255V111H254ZM254 112H252V113L254 114ZM7 113H9V112H6L4 115L9 116ZM12 113H14V111H13ZM12 113H10V115H11ZM24 113L22 112V113H21V114H22V115H21L22 117H21V116L19 117V118H21V120L17 117L18 114H17V115L14 114V115H15V118L17 117V118L20 120V122H18V123H21V121L25 120V119L22 120V118H25V117L23 116ZM29 113H31V112H29ZM145 113H146V114H145ZM205 113H206V112H205ZM32 114H33V113H32ZM199 114L201 115V114H203V113H199ZM208 114H211L210 111H209ZM226 114H227V113H226ZM1 115H3V114H1ZM25 115H26V113H25ZM171 115H172V114H171ZM212 115H214V114H212ZM212 115H211V116H212ZM224 115H225V114H224ZM228 115H229V114H228ZM172 116H173V115H172ZM193 116H194V114H193ZM196 116H197V115H196ZM198 116H199V115H198ZM205 116H206V115H205ZM205 116H203V118H204ZM13 117H14V116H13ZM13 117H11V118L13 119L12 122H15V123H12L11 121L8 122V120H10V118H8V119H7V122H6V123H10V124H8V125H13V124L16 125V122H17L18 119H17V118L14 119ZM178 117H179V116H178ZM226 117H227V116H226ZM251 117H252V116H251ZM253 117H254V116H253ZM253 117H252V118H253ZM259 117H260V116H259ZM259 117H258V118H259ZM0 118H1V116H0ZM151 118H152V117H151ZM167 118L169 119L170 117H167ZM188 118H191V117H188ZM192 118H194V117H192ZM201 118H202V117H201ZM201 118H200V119H201ZM205 118H206V117H205ZM252 118H251V120H252ZM152 119H153V118H152ZM162 119H163V118H161V120H162ZM168 119H166L165 121L163 120L164 123H165ZM170 119H172V118H170ZM176 119H177V118H176ZM176 119H174L173 122H174V121L177 122L178 120H176ZM0 120H2V119H0ZM3 120H4V119H3ZM14 120H16V121H14ZM153 120H155V121L157 120V119L155 118V116H154V119H153ZM195 120H196V119H195ZM198 120H199V119H197L196 121H198ZM251 120H250L249 122L246 121V125H247V123H252ZM144 121H143V122H144ZM155 121H154V122H155ZM168 121H171V122H172V120H168ZM203 121H204V120H203ZM252 121H255V118H254V120H252ZM1 122H2V121H1ZM4 122H5V121H4ZM4 122H3L4 125H2V126H3V127H6V124H5ZM255 122H256V121H255ZM18 123H17V124H18ZM162 123H163V122H162ZM189 123H190V122H189ZM189 123H188V124H189ZM192 123H193V122H192ZM192 123H190V124H192ZM194 123H195V121H194ZM262 123H264V122L262 121ZM21 124L24 125L23 122H22ZM21 124H18V125H20V127H21ZM156 124H158L157 121L155 122V125H156ZM195 124H196V123H195ZM259 124L261 125V126H259V127H262V126H263V128H264V124H261V123H259ZM259 124H258V125H259ZM18 125H16L15 127H17ZM106 125H110V123L107 122ZM151 125H152V126H151ZM151 125H150L149 127H147V128L144 130V133H145V137H146V138H148V137H150V136H153V132H154L153 127H154V125H153V124H151ZM243 125H244V123H243ZM246 125L244 126L245 128H246ZM0 126H1V124H0ZM247 126H248V125H247ZM251 126H252V125L250 124V127H248V128H250V129L247 128L246 132L254 131V130L257 128V129H256L257 131H254V132H256V133L261 132V134L259 133L261 137H262V135H264V134H263L264 131H263L261 128H260L261 130H259V127H257V125L255 126L256 128H252V129H251ZM253 126H254V124H253ZM3 127H0V129H2ZM12 127H13V126H12ZM12 127H11V126H7V128H9L11 131H12V130L14 131V129H12ZM15 127H14V128H15ZM5 129H6V128H5ZM179 130H180V129H179ZM201 130H202V129H201ZM201 130H200V132H201ZM0 131H1V130H0ZM3 131H4V129H2L1 132H3ZM5 131H6V130H5ZM11 131L8 130V131H6V132H10V133H12ZM135 131L141 132V131H139V130H135ZM135 131H133V132H135ZM254 132H253V133H254ZM262 132H263V133H262ZM4 133H5V132H4ZM18 133H19V132H18ZM136 133H137V132H136ZM141 133H142V132H141ZM141 133L133 134V136L139 135V134H141ZM177 133H178V132H177ZM242 133H243V132H242ZM256 133H255V134H256ZM191 134H192V133H191ZM244 134H246V133L244 132ZM244 134H243V135H240V137L236 138V140H237V139H240V138L242 139L241 144H243V141H245L244 144H246V141H247L246 139H249V134H250V133L247 134V136H245ZM0 135H2V133H0ZM7 135H8V134H4V137L7 136ZM189 135H190V134H189ZM257 135H258V134H257ZM131 136H132V135H131ZM191 136H192V135H191ZM191 136H190V137H191ZM203 136H204V135H203ZM238 136H239V135H238ZM241 136H242V137L244 136L245 139H243L244 137L242 138ZM250 136H252V135H250ZM254 136H256V135H254ZM254 136H252V137H254ZM260 136H259V137L256 136V137H258V140L260 139ZM1 137H3V136H1ZM1 137H0V138H1ZM8 137H9V136H8ZM18 137H20V135H19ZM225 137H227V136H225ZM228 137H230V136H228ZM228 137H227V139H229ZM246 137H247V138H246ZM256 137L254 138L255 140H257ZM204 138H205V136H204ZM222 138H223V139H226V138H224V136H222ZM233 138H234V137H233ZM262 138L264 139V137H262ZM20 139H21V138H20ZM20 139H18V140H20ZM227 139H226V140H227ZM230 139H231V137H230ZM252 139H253V138H252ZM4 140H5V141H8V140H6V139H4ZM13 140H14V139H13ZM226 140H225V142H224V141H223V142L226 143V145H227ZM231 140H232V139H231ZM231 140H229L228 143L231 144V142L234 141V140H232V141H231ZM5 141H4V142H5ZM209 141H210V142H209ZM209 141L207 142V141L205 140V142L207 143V144L205 145L206 148H207V146H208L209 143L212 144V145L214 144L213 142H211L212 140H209ZM213 141L216 142V140H213ZM237 141H238V140H237ZM259 141H262V140H259ZM2 142H3V141H2ZM15 142H16V141H15ZM248 142H249V141H248ZM253 142H254V141L252 140V143H253ZM262 142H264V141H262ZM38 143H40V142H38ZM216 143H218V142H216ZM203 144H205V143H203ZM210 144H209V145H210ZM241 144H240V145H241ZM253 144H254V145L257 144V146H259L258 143H253ZM253 144H252V145H253ZM260 144L262 145L263 143H260ZM9 145H11V144H9ZM13 145H14V144H13ZM218 145H219V144H218ZM218 145H217V146H218ZM223 145H224V144H223ZM234 145H236V147H237L238 143H237V144L234 143V144H233V147H234ZM240 145H239V147H240ZM250 145H251V144H249V143L247 144V147H248L247 149H249V150H250V148H251ZM6 146H7V145H6ZM17 146H18V145H17ZM241 146H243V145H241ZM249 146H250V147H249ZM213 147H216V145H213ZM213 147H212V149H213ZM227 147H228V146H227ZM239 147H238V148H239ZM210 148H211V146H210ZM216 148H217V147H216ZM216 148H214L215 151H216V150H219L220 147L218 146V149H216ZM223 148H224V150L216 151L217 156L220 154V157L218 156V158H221V154L224 153V151L226 150V149H225V146H224ZM229 148H230V147H229ZM229 148H228V149H229ZM240 148H243V147H240ZM245 148H246V147H245ZM255 148H256V147H255ZM262 148H263V147H262ZM7 149H8V148H7ZM11 149H12V148H11ZM15 149H16V147H15ZM38 149H43V146H42V148L40 147V148H38ZM207 149L209 150V148H207ZM207 149H206V150H207ZM233 149L237 150V148H233ZM247 149L244 150V153H245V154L243 155L244 157H246L245 155H246V151H247ZM201 150H202V149H201ZM203 150H205V147L203 148ZM203 150H202L201 152H203ZM208 150H207V151H208ZM210 150H211V149H210ZM242 150H243V149H242ZM251 150H252V149H251ZM259 150H261V149H259V148H258V149H255V152H254V153H256V151H257V154L260 155V156H262V153L264 152V148L262 149L263 152L260 151V152H261L260 154L258 153ZM33 151H34V150H33ZM207 151H206V152L204 151V152L207 153ZM221 151H223V152H221ZM229 151H231V149H229ZM229 151H227V154L224 153V154H225L224 156H227V157L231 156V155H229V153H230ZM238 151H240V149H239ZM37 152H40V150H39V151L37 150ZM42 152H43V154H44L45 151L42 150ZM42 152H40V153H42ZM169 152H170V151H169ZM201 152L199 151V152H197V153H199V155H200ZM208 152H214V151L211 150V151H208ZM219 152H221V153H219ZM250 152H251L252 154H254L252 151H250ZM170 153H171V152H170ZM239 153H241V151L238 152V154H239ZM33 154L35 155V153H33ZM165 154L168 155L169 153H165ZM202 154H203V153H202ZM202 154H201V155H202ZM209 154H210V153H209ZM211 154H212V153H211ZM230 154L233 155L234 153L231 152ZM235 154H237V153H235ZM257 154H256V156H258ZM31 155H32V154H31ZM196 155H197V154H196ZM213 155L215 156V154H213ZM228 155H229V156H228ZM248 155L250 156L249 153H248ZM248 155H247V158H248ZM161 156L165 158V155H164V154L160 155V157H158V158L160 159ZM168 156H169V155H168ZM168 156H167V157H168ZM197 156H198V155H197ZM204 156L206 157L205 154L202 155L203 158H204ZM235 156H236V155H235ZM235 156H234V158H235ZM239 156H240V155H239ZM239 156H236V157H239ZM243 156H242V154H241V157H243ZM256 156H250V159H248V160H251V162H253V161H252L253 158H251V157H256ZM260 156H258V157L261 158ZM35 157H36V156H35ZM191 157H194V156H191ZM227 157H226V158H227ZM241 157H239V159L235 158L237 161H238V160H239V161H240V160H244V161H241V163H236V161H235L234 158H233V159H234V162L231 163V162L228 161V163H231L230 165H232V166H234L233 163H235V165L237 164V166H238V164H239V165H240V164H241V165H246L247 168H248L249 166L255 164L254 162H253V164H251V165H249V164H248V165H247V164H242V162H244V163L246 162L247 158H246V159H241ZM262 157H264V156H262ZM41 158H43V157H40L39 159H41ZM197 158H198V157H197ZM215 158H216V157H214V158H212V159H215ZM222 158H223V156H222ZM222 158H221L220 160H222ZM224 158H225V157H224ZM224 158H223V159H224ZM259 158H257V160H260ZM36 159H37V158H36ZM39 159H37V160H39ZM159 159H158L157 161H160V160H161V159H160V160H159ZM162 159H163V158H162ZM195 159H196V158H193L192 160L195 161ZM201 159H202V158H201ZM206 159H207V160L209 159V155H208V157H206ZM212 159H211V160H212ZM227 159H228V158H227ZM231 159H232V158H231ZM231 159H230V160H231ZM233 159H232V160H233ZM187 160H188V159H187ZM196 160H197V159H196ZM199 160H200V158L198 159V161H199ZM207 160H203V161H207ZM211 160H210V161H211ZM217 160H218V159H217ZM217 160H214V161L217 162ZM225 160H226V159H225ZM188 161H189V160H188ZM203 161L201 160L200 162H203ZM255 161H256V160H255ZM185 162H186V161H185ZM200 162H199V163H200ZM247 162H248V161H247ZM251 162H250V163H251ZM257 162H258V161H257ZM189 163H191V160L189 161ZM206 163H207V162H206ZM184 164H185V163H184ZM184 164H183V165H184ZM186 164H187V163H186ZM193 164H195V163H193ZM196 164H198V163H196ZM202 164H203V163H202ZM208 164H210V163H208ZM225 164H226V163H225ZM199 165H200V164H199ZM203 165H204L205 168H206V164H203ZM211 165H212V169H214V168H213L214 165L217 166V164H214V165L211 164ZM218 165L223 166L224 164L219 163ZM230 165H229V166H230ZM184 166H185V165H184ZM186 166H187V165H186ZM221 166H219V167H220V170H222ZM232 166H231V167H232ZM190 167H193V166L191 165ZM198 167H199V166H198ZM201 167L203 168V166H201ZM214 167H215V166H214ZM223 167H225L224 169H227L226 166H223ZM246 167H244V168H246ZM181 168H182V167H181ZM184 168H189V167H184ZM199 168H200V167H199ZM202 168H200V169H202ZM205 168H204V169H205ZM216 168H217V167H216ZM229 168H230V167H229ZM229 168H228V169H229ZM232 168H233V167H232ZM232 168H231L230 170H232ZM196 169H197V168H196ZM204 169H203V170H204ZM233 169H234V168H233ZM181 170H182V169H181ZM181 170L179 169L178 171H181ZM184 170H185V171H188V172H186V173H189L191 170L193 171L194 169H190V170H189V169H188V170L184 169ZM184 170H182V171L184 172ZM235 170H237V169L232 170V172H231V171H226L225 173L229 174V173L231 172V174L233 175V174H234L233 171H235ZM238 170H240V169H238ZM72 171H73V170H72ZM72 171H71L70 173H75V172H72ZM194 171H195V172H193V174L196 173V175H199V174L201 175V174H202L201 172H203V171H201V170H197L198 172L201 171L200 173H197L196 170H194ZM211 171H212V170H211ZM213 171H214V170H213ZM183 172H179V173H183ZM215 172H216V171H215ZM221 172H224V171H221ZM235 172H236V174H237V171H235ZM239 172H240V171H239ZM239 172H238V175L244 174V175L240 176V178L237 176V177L239 178L238 180H236V177H234L235 180L238 181L239 183L236 182V181H232V182H231V181H230V182L228 181L229 184H228L227 187H228V189H232L229 185L232 184V183H234V182H236V183H238V184H240V185H242V186H245L246 189H245V190H242V192H240V193L237 192L238 194L235 193V190H234V191H231V190H230L229 192H228V191L225 192L226 194H228V201H226L227 204L225 203V205H226V206H225L226 210L229 209V210H232L233 212H234V211L247 212V215L249 216V208L251 207V209H252V208L254 209V207H255V206L252 207L253 205L250 206V204H251V203L253 204V202L258 201V203H259V211L257 210V211L254 212V211H252L253 209H252V210L250 209V210H251L250 212H254V213L259 212V214L261 213L262 215H264V159L260 160V161L256 164V166H255L251 171H249V173L246 174V173L241 172V173L239 174ZM244 172H245V170H244ZM246 172H247V171H246ZM70 173H69V176H68V175L66 176V177H69V181H68V183H71V184L73 183V184H75L76 182H74V181H77V180H78V177H77V176H79V175H74V174H73V175L71 176ZM87 173H88L89 178H91V177H92V176H91L92 173H91V175H90L89 170L87 171ZM170 173H172V172H170ZM170 173H168L167 175H169ZM174 173H177V174H178L177 171H176V172L174 171ZM174 173H172V174H174ZM75 174H76V173H75ZM109 174H111V176H110ZM113 174H116V175L119 176V174H117L116 172L113 173ZM142 174H143V173H142ZM142 174H140V175H142ZM148 174H149V173H148ZM148 174H147V175H148ZM189 174H190V173H189ZM206 174H207V173H206ZM212 174H213V173H212ZM231 174H229V176H231ZM116 175L113 176L114 179H115V177H116V178L118 177V176H116ZM121 175H122V174H120V178H121ZM125 175H126V176H125ZM125 175L123 174V178H122V179H124V180H126V181H127L128 179H131V178H129V177H134V175H133V176H128L127 174H125ZM135 175L137 176L136 179H138V174L135 173ZM144 175H145V173H144ZM144 175H143V176H144ZM150 175H151V174H150ZM156 175H157V174H156ZM156 175L153 174V176H155V177H156ZM170 175H171V174H170ZM170 175H169V177H171ZM175 175H176V174H175ZM175 175H174V176H175ZM185 175H186V174H185ZM191 175H192V174H191ZM191 175H189V176H191ZM208 175H209V174H208ZM105 176H106V175H105ZM109 176H110V177H109ZM182 176H183V175H182ZM186 176H188V174H187ZM189 176L186 177L187 179L185 178V179H186V182L189 181V179H188V178H190ZM201 176H202V175H201ZM201 176H200V177H201ZM203 176L206 178V182H207V180H210V181H212V182H215V181L218 182V179L216 180L217 175H215V177H213L214 180L207 179V178H210V177H207L206 175H203ZM212 176H213V175H212ZM227 176H228V175H227ZM229 176L226 177V178L229 179ZM76 177H77V179H76ZM107 177H109L108 179L113 178V177H112V172H111V171H110V173L107 174ZM126 177H127L128 179H127ZM159 177L161 178V176H159ZM159 177H157L155 180H157ZM184 177H185V176H184ZM200 177H199V178H200ZM204 177H203V178L201 177V178H202V179H205ZM231 177H233V176H231ZM105 178H106V177L103 178V183H105V182H104V180H106ZM125 178H126V179H125ZM141 178H143V177H141ZM146 178L148 179L147 176H146ZM160 178H159V180H161V181H165V180L169 179V178L166 179V177H165V178H164L165 180H162L163 178H161V179H160ZM179 178H182V177H177V179H176V178H175V179L178 180ZM226 178H225V179H226ZM108 179H107V181H106L107 183H108V181H109V183H111V182L113 183V182H114V181H112L111 179H110V180H108ZM114 179H113V180H114ZM122 179H119V180H122ZM132 179H134V181H135V178H132ZM139 179H140V177H139ZM147 179H143V180L145 181V183L148 182V181H152L153 177L150 176V178H149L150 180H147ZM171 179L173 180L174 178L171 177ZM219 179H220V178H219ZM228 179H227V180H228ZM115 180H116V179H115ZM124 180H122V181H124ZM143 180L140 179V182H141V183H139V182H138V183H139L140 185H141V184H144V183H143ZM146 180H147V181H146ZM179 180H180V179H179ZM179 180H178V181H179ZM190 180H193V178L190 179ZM200 180H201V179H200ZM227 180H226V181H227ZM231 180H232V179H231ZM128 181H129V180H128ZM132 181H133V180H132ZM136 181H137V180H136ZM181 181H183V180H182V179L180 180V183H182V184H179V185H180V186H183V187H185V188H186L187 184H188V185L190 184V183H186L185 181H184V183L181 182ZM194 181H195V180H193V181H192L193 183H191V184H195ZM210 181H208V184H207L208 186L212 183V182H210ZM64 182H67V178H66V180H65ZM129 182L131 183V181H129ZM189 182H190V181H189ZM196 182H198L197 179H196ZM217 182H216V183H217ZM219 182H220V181H219ZM59 183L61 184V182H58V184H59ZM77 183H78V181H77ZM109 183H108V184H109ZM138 183H137V184H138ZM149 183H151V182H148L147 185L144 184L143 186L148 187V185H150ZM156 183H158V182H156ZM167 183H168V182H167ZM170 183H171V182H169L168 184L171 185ZM200 183L202 184L203 182L199 181V184H200ZM216 183H215V184H216ZM64 184H66V183H64ZM105 184H106V183H105ZM137 184H136V185H137ZM162 184H163V185H167V184L161 183V186H163ZM173 184H174V183H173ZM173 184L171 185V187H174L175 185H177V183H176L175 185H173ZM183 184H184V185H183ZM191 184H190V186H191ZM199 184H197V185L195 184L194 186L198 187ZM212 184H213V183H212ZM212 184H211V185H212ZM218 184H220V183H218ZM221 184H222V185H220V187H221V186H223V187L225 186L223 181H221ZM225 184H227V182H225ZM54 185H55V184H51V185H49V186H52L54 189H60V188H61L60 185H59V186H58V185L54 186ZM67 185H69V184H67ZM75 185H77V184H75ZM109 185H111V184H109ZM109 185H108V186H109ZM131 185H132V183L130 184V186H131ZM153 185H154V186H151L152 188H151V187H148L149 190H150V188H151L150 192H151V191H157V190L153 189V187H155V183H154ZM158 185H160V181H159V184H158ZM213 185H214V184H213ZM232 185H235V184H232ZM240 185H235V186H233V187H234V189H236L235 187H239ZM72 186H73V185H72ZM161 186H160V189H161V191H162ZM201 186H203V184H202ZM214 186H215V185H214ZM217 186H219V185H217ZM59 187H60V188H59ZM69 187H70V186H69ZM104 187H105V186H104ZM133 187H134V189H135V186H133ZM138 187H139V185H137V188H138ZM140 187H141V186H140ZM140 187H139V188H140ZM171 187H168V188H169L170 190L172 189V190H171L172 193H176L175 189H174V188H171ZM175 187H177V186H175ZM183 187H182V189L186 190V189L183 188ZM188 187H189V186H188ZM196 187H195V188H196ZM204 187H205V189L202 187L201 190H202V189L206 190V185H204ZM240 187H241V186H240ZM49 188H50V187H49ZM107 188H110V187H107ZM107 188H106V189H107ZM142 188H144V187H142ZM158 188H159V187H158ZM164 188H165V187H164ZM178 188H179V187H177V189H178ZM193 188H194V187H193ZM209 188H210V186H209ZM224 188H225V187H224ZM101 189H102V188H101ZM106 189H105V190H106ZM145 189H147V188H145ZM156 189H157V188H156ZM177 189H176V190H177ZM182 189H181V190H182ZM187 189H188V190H191L190 187L187 188ZM210 189H211V188H210ZM221 189H223V188H221ZM105 190H104V192H105ZM173 190H174L175 192H174ZM181 190L179 189V191H181ZM188 190H186V191H188ZM197 190H198V189H196L195 191H197ZM212 190L215 191V189H211V192H213ZM216 190H219L218 187H217ZM239 190H240V188H239ZM239 190H237V191H239ZM110 191H111V190H110ZM110 191H109V192H110ZM135 191H136V189H135ZM146 191H148V190H146ZM167 191H168V189L165 190L164 192H167ZM171 191H170V192H171ZM192 191H193V190H192ZM101 192H102V191H101ZM143 192H144V194H142V195L145 196V194H146L147 192H145L144 189H143V191H141V193H143ZM148 192H149V191H148ZM168 192H169V191H168ZM177 192H178V191H177ZM182 192H184V191H182ZM193 192H194V191H193ZM197 192L199 193L200 191H197ZM201 192H202V191H201ZM211 192H210V193H209V192L207 193V190H206L205 193H204V191H203V192L200 193V194H196V192H195L196 195H195V194H190V195H192V196H193V195L196 196V198L190 200V201H191V204H192V206H193V208H191V209H193V213H194V214L201 216V214H202L201 212H204L203 210H205V207H206V206L209 207L210 205H212V206H218L219 211L223 212V214H224V211H222V209L225 210L224 206H223V208H222V207L220 208V206H221V198H222L223 196H222L220 193H215V192H214V193H211ZM217 192H218V191H217ZM220 192H221V191H220ZM230 192H231V193H234V194L231 195V194H229ZM107 193H108V192H107ZM113 193H114V192H113ZM139 193H140V190H139ZM141 193H140V194H141ZM159 193H161V192L159 191ZM159 193L157 192L158 195H159ZM187 193H188V192H187ZM190 193H191V192H190ZM109 194H110V195L107 196V197L112 196L111 193H109ZM134 194H135V193H134ZM164 194H166V193H164ZM164 194H163V195H164ZM170 194H171V193H170ZM179 194H180V197H182L181 194H183V193H180V192H179V193H176V195H179ZM184 194H185V195H183V196H186V193H184ZM188 194H189V193H188ZM226 194H225V195H226ZM104 195H108V194L105 193ZM155 195H156V194H155ZM158 195H157V196H158ZM161 195H162V194H161ZM163 195H162V196H163ZM167 195H168V194H166V196H167ZM127 196H129V194H128ZM139 196H140V195H139ZM151 196H153L154 199H155V197H156V196H154V195H151ZM151 196H149V197H151ZM166 196L161 197L162 199H161L160 197H156V199H157V198L161 199V200L158 199V201H160V202L162 203V202H164V201H163V200H164L163 198L166 197ZM169 196H170V195H169ZM169 196H168V197H169ZM174 196H175V195H173L172 198L170 197V199H175V198H177V196H175V198H174ZM187 196L189 197V195H187ZM67 197H69V196H67ZM132 197H134V195H133ZM132 197H131V198H132ZM135 197H136V196H135ZM141 197H142V196H141ZM146 197H147V196H145V198H146ZM180 197H178V198H180ZM84 198H86V197H84ZM131 198L129 199V202L132 203V202H134V200H133V198H132L133 201H131ZM143 198H144V197L140 198V201H141V202L144 200ZM186 198H187V197H184V199H186ZM189 198H193V197H189ZM70 199H71L70 197H69V200H68V198H66V201H67V202L69 201V204H71V203H70ZM134 199H135V198H134ZM141 199H143V200H141ZM152 199H153V198H149L148 200H152ZM156 199H155V200H156ZM165 199H166V198H165ZM167 199H168V198H167ZM167 199H166V200H167ZM170 199H169V200H170ZM226 199H227V198H226ZM77 200H79V199H75V201H77ZM137 200H139V199L137 198V199H136V202H137ZM155 200H154V201H155ZM178 200H179V199H178ZM180 200H182V198H180ZM188 200H189V199H188ZM188 200H187V202L189 203L190 201H188ZM3 201H4V202H3ZM5 201H6V200H2V204H1L0 206H2V205L5 203ZM66 201H64V202H66ZM73 201H74V200L71 199L72 204H73V203L76 204V202H73ZM79 201L82 202V200H79ZM79 201H78V202H79ZM154 201H152V202H154ZM158 201L156 200V202L160 204V202H158ZM170 201L172 202L173 200H170ZM170 201H169V202H170ZM175 201H177V200L175 199ZM9 202H11V203H10L11 205H13L12 202L15 203V204H14V205H15V208L13 207L14 210L19 206V205H18V206L16 205V204H17V203H16V200H15V201H11V200H10V201H8V203H9ZM81 202H80V203H81ZM84 202H85V200H84ZM84 202H82V205H80V203H78V204H79V207H80V206H83V205H84V204H83ZM149 202H150V201H149ZM169 202H168V203H169ZM178 202H179V201H178ZM182 202H185V200H183ZM182 202H181V203H182ZM60 203H61V201H60ZM60 203H59V204H60ZM85 203H86V202H85ZM87 203H89V202L87 201ZM150 203H151V202H150ZM181 203H177V205H176V204H172V206H171V205H168V204L165 202V204L168 205V206L166 207L165 204H164V205H161V206H164V208L161 209V206L158 205V207L160 208V210L157 208V209L159 210V212H157V210H156V213H158V215L155 214V213H153V214H154L155 217L157 216L158 219L160 218L159 220H161L162 224H163V222H165V225H166V222H168V224H169V222H172L171 225L169 224V225H170V228H169V229H171V226L175 225V222H174V224H173V221H174V220L171 218V217H173V216L170 217L169 211H170V209H178V207H177L178 204H179V207H180L181 205H183V204L186 205V204H185L186 202H185V203H182V204H181ZM258 203H257V204H258ZM10 204H9V205H10ZM66 204H67V203H66ZM69 204H68V206H72V205H69ZM89 204H91V203H89ZM89 204H86V205H88V207H89V206H90ZM142 204H144V203H141V204H140L142 207L145 206V205H142ZM147 204H148V203H147ZM180 204H181V205H180ZM9 205H8V204H7V205H4V207L7 206V207L11 208ZM14 205H13V206H14ZM173 205L176 206L177 208H176V207H175V208H171V207H173ZM219 205H220V206H219ZM254 205H255V204H254ZM16 206H17V207H16ZM124 206H125V205H124ZM124 206H123V208L121 207L120 209H124ZM128 206H130V205H128ZM134 206H136V205H134ZM134 206H133L134 210H130L131 212H130L129 214H128V210L125 209V211H126L127 213H126V218H125V216H123V217L126 219V220H125V221H126L125 224H124V220H123V224H124V225H122V222H121L122 220H120V219L118 220V221H120V222H119V225H122L121 228H123V226L125 227V226L128 224L127 220L132 219V218H135L134 215H136V212L138 213V211H135V207H134ZM141 206H140V207H141ZM146 206H147V205H146ZM187 206H188V205H187ZM187 206H182V207H187ZM190 206H191V205H190ZM212 206H211V207H212ZM58 207H59V208H58L57 210L60 211V207H62V205H60V206H58ZM85 207H86V206H85ZM88 207L85 208V209L90 210V208H88ZM126 207H127V205H126ZM136 207H137V206H136ZM208 207H207V208H208ZM211 207H210V208H211ZM0 208H1V207H0ZM62 208H64V204H63V207H62ZM68 208H69V207H68ZM68 208H66V209H68ZM130 208H131V207H130ZM138 208H139V207H138ZM138 208H136V210H137ZM143 208H144V207H143ZM146 208H147V207H146ZM3 209H4L3 211H5V209H7V208H3ZM70 209H71V208H70ZM91 209H92V208H91ZM120 209H119V210H120ZM128 209H129V208H128ZM191 209H189V210H191ZM211 209H212V208H211ZM214 209H217V208H213V212H214ZM11 210H12V211H11ZM11 210H10L9 212H11L13 215H12L11 213L8 214V215H10V216H8L9 219H8L7 217H5V218H7L8 220H11L10 217H12V216L14 217V215H16V214H14V213H15L14 210H13V209H11ZM57 210H56V211H57ZM81 210H82V209H81ZM141 210H143V209H141ZM144 210H145V209H144ZM185 210H187V209H185ZM189 210H187V212H188ZM254 210H255V209H254ZM3 211H1V212H3ZM17 211H18V210H17ZM59 211H58V212H59ZM61 211H62V209H61ZM64 211H66V212H65V214H66V213H67V210L64 209ZM76 211H77V210H76ZM78 211H79V210H78ZM84 211H86V210H84ZM120 211H121V210H120ZM123 211H124V210H123ZM123 211H121V212H123ZM211 211H212V210H211ZM9 212L7 211V212H5V213H9ZM31 212H32V211H31ZM49 212H51V213L54 212L53 214L57 213V212H55V211H53V210H51V211H49ZM62 212H63V211H62ZM71 212H73V210L70 211V213H71ZM81 212H82V211H81ZM88 212H89V211H88ZM88 212H86V213L83 212V216H81L82 214H80L79 216H81V217H85V216H86L87 218L91 219V217H90L91 214L88 215ZM139 212H141V211H139ZM149 212H151V211H149ZM153 212H155V210H153ZM171 212H173V211H171ZM171 212H170V213H171ZM191 212H192V210H191ZM215 212H216V210H215ZM225 212H227V211H225ZM229 212H230V211H229ZM233 212H231V213H232L231 215H233ZM241 212H240V213H241ZM33 213H34V212H32V214H33ZM41 213H43V212H41ZM70 213H68L69 216H70V215H73V218H75V217H74L75 214H70ZM79 213H80V212H79ZM123 213H125V212H123ZM123 213H120V212H119V213H117V215H119L120 218L123 219V217H121V214H123ZM147 213H148V212H147ZM188 213H189V214H188L189 216L186 217L187 219L183 220V222H184V221L186 222V224H184V225L190 224V222L192 221V219H189L190 222H187V221H188V218L190 217V214H191L190 212H188ZM217 213H218V211H217ZM240 213L237 212V214H240ZM254 213H253V215H252V213H250V214H251L252 216H254ZM36 214H37V213H36ZM38 214H39V213H38ZM46 214H47V213H46ZM61 214H62V213H60L59 216H60ZM84 214H87L89 217H88L87 215H84ZM127 214H128V215H127ZM145 214H146V213H145ZM185 214H186V213H185ZM204 214H205V213H204ZM212 214H213V213H212ZM214 214H215V213H214ZM229 214H230V213H229ZM235 214H236V212H235ZM235 214H234V216H235ZM257 214H258V213H257ZM259 214H258L257 216H259ZM0 215H1V213H0ZM2 215H3V214H2ZM11 215H12V216H11ZM39 215H41V214H39ZM43 215H45V214H43ZM76 215H78V214H76ZM139 215H140V214H139ZM142 215H143V217H145L144 214H142ZM148 215H149V213H148ZM148 215H146V216L148 217ZM151 215H152V213H151ZM151 215H150L149 217H154L153 215H152V216H151ZM186 215H187V214H186ZM196 215H194V219H195V220L198 219V218H200L199 216H196ZM205 215H206V214H205ZM231 215H227V216L231 217V218H232L231 220H233V221H236V220H237L236 218L240 217V215H239L238 217H234V218H233ZM251 215H250V216H251ZM3 216H5V215H3ZM30 216H31V215H30ZM34 216H35V215H34ZM36 216H37V215H36ZM47 216H50V215L47 214ZM47 216H46V217H47ZM56 216H57V215H56ZM59 216H57L56 218H58ZM119 216H117V217L119 218ZM191 216H192V215H191ZM195 216H196V217H195ZM202 216H203V214H202ZM209 216H211V215H209ZM213 216H214V215H213ZM224 216H225V215H224ZM227 216H225V218H227ZM236 216H237V215H236ZM248 216H247V217H248ZM15 217H19V216H15ZM15 217H14V219H15ZM39 217L42 219V215H41V216H37V218H39ZM63 217H67V215H65V216H63ZM76 217H77V216H76ZM81 217H78V219L80 220ZM94 217H95V216H94ZM94 217H93V218H94ZM140 217H142V216H140ZM143 217H142V218H143ZM147 217H146L145 220H142V223H143V221L145 222V221H147V219H150L149 217H148V218H147ZM192 217H193V216H192ZM197 217H198V218H197ZM215 217L218 218L219 215H218V216L215 215ZM215 217H214V218H215ZM242 217H244V216H242ZM242 217H241V218H242ZM260 217H261V215H260ZM2 218H3V217L0 216V220H1ZM34 218H35V217H34ZM34 218H32V219H33V220H36V219H34ZM40 218L37 219V220L40 221ZM52 218L55 219V217H52ZM60 218H61V216H60ZM67 218H68V217H67ZM73 218H72V219H73ZM87 218H86V219H87ZM137 218H138V217H137ZM137 218H135L133 221H135ZM202 218H203V217H202ZM202 218H201V219H202ZM205 218H206V217H205ZM225 218L222 219V217H221L220 219H222V221L224 220L223 222H226V221H225ZM254 218H255V216H254ZM254 218H252V220H253ZM7 219H4V220H7ZM12 219H13V218H12ZM43 219H45V218H43ZM58 219H59V218H58ZM58 219H55V220H58ZM65 219H66V218H65ZM72 219H71V220H72ZM84 219H85V218H84ZM84 219H83V221H84L83 223H86L87 220H86V219L84 220ZM95 219H96V218H95ZM138 219H139V218H138ZM138 219H137V220H138ZM156 219H157V218H156ZM158 219H157V220H158ZM209 219H211V218H209ZM215 219H216V218H215ZM234 219H235V220H234ZM238 219H239V218H238ZM244 219H245V218H244ZM250 219H251V218H250ZM250 219H249V221H252V220H250ZM259 219H260V218H259ZM259 219H258V218H257V219L255 218V220L260 221ZM4 220H2V221H4ZM18 220H19V219H18ZM18 220H17V222H16V221H13V222H15L16 225H17V224H18ZM37 220H36V221H37ZM45 220L47 221L48 219H45ZM63 220H64V219H63ZM71 220H70V221H71ZM73 220H75V219H73ZM76 220H77V218H76ZM108 220H110V219H108ZM108 220H107V221H108ZM216 220H217V219H216ZM227 220H228V221H231V220H229V219H227ZM240 220H241V219H240ZM245 220L248 221V219H245ZM245 220H242L241 222H244ZM255 220H254V221H255ZM261 220L263 221V224H264V218L261 219ZM26 221H28L29 224H30V220L27 219ZM36 221H35V222H36ZM52 221H54V220L52 219ZM70 221H68V224H69V226H70V227H69V226H68V227H69V228H72L71 225H70ZM80 221H82V220H80ZM89 221L91 222L92 220H89ZM148 221H149V220H148ZM212 221H213V219H212ZM222 221L220 222L219 225H224V224H222ZM237 221H238V220H237ZM246 221H245V222H246ZM249 221H248V222H249ZM258 221H257V222H258ZM20 222H21V221H20ZM23 222H24V224H26L25 221H23ZM49 222H50V221H49ZM49 222H48V224H49ZM74 222H75V221H73V225H75V224H76V225H77V224H78V225H81L79 221H76L75 224H74ZM135 222H137V221H135ZM140 222H141V221H140ZM196 222H197V221H196ZM198 222H199V220H198ZM200 222H201V220H200ZM214 222H216V221H214ZM238 222H239V224H241L240 221H238ZM252 222H253V221H252ZM260 222H261V221H260ZM132 223H133V222H131V224H132ZM176 223H178V222H176ZM5 224H10V222H5ZM21 224H22V222H21ZM24 224H22V225H20V226H21V227H22V226H27V225H24ZM48 224H47V222H46L45 225H48ZM50 224H51V222H50ZM56 224H57V222H56ZM56 224H55V225H56ZM58 224H59V222H58ZM58 224H57V225H58ZM107 224H108V222H107ZM109 224H110V222H109ZM146 224H150V221H149V222H146ZM146 224H144V225H146ZM162 224H161V225H162ZM191 224H194V222H191ZM239 224H238L237 226H240ZM254 224H256V221L253 222V225H254ZM263 224H260V225L262 226ZM3 225H4V224H3V222H2V225L0 226V228L3 229V231L0 232V256L3 257V258L5 259V261H6L7 264H36L35 261H34V259H33L28 253H27L26 256H22L21 258H18V256L16 257L17 254L15 255V246H16V245L18 244V242H19V236L21 235L20 233H23V232L21 231V229H18L19 233H16L15 231L12 232L13 230L11 231L10 228H7V227H9L10 225H7V227H6L5 229L2 228V227H4ZM55 225H54V226H55ZM78 225H77V226H78ZM91 225H92V224H91ZM182 225H183V224H182ZM198 225H199V224H198ZM198 225H194V226H193V227H195V230H196V228H197ZM201 225H202V222H201ZM201 225H199V227H200ZM231 225H232V224H231ZM231 225H230V226L227 225V226H225V227H229V230H232V231H233V232H232V231H230V232H232V233L235 234V232H237L239 229H238V228H234V227H237V226H234V225L231 226ZM256 225H257V224H256ZM256 225H254V226H256ZM260 225H259V226H260ZM20 226H19V227H20ZM29 226H31V227H32L31 229H33V230H34V229H38V230H39V227H40V226H39V227L37 228L35 225H34V226L29 225ZM29 226H28V227H29ZM66 226H67V225L63 226V228L66 227ZM105 226H106V225H105ZM109 226H110V225H108V227H109ZM115 226H117V225L115 224ZM147 226H149V225H146V227L144 228L145 230H146V228H148ZM211 226H212V225H211ZM233 226H234V227H233ZM254 226H253V228H254ZM259 226H256V227H259ZM10 227H11V226H10ZM16 227H18V225H17ZM51 227L54 228V227H53V224L51 225ZM51 227H50V228H51ZM68 227H67V228H68ZM75 227H76V226H75ZM106 227H107V226H106ZM108 227H107L106 230H110V229H108ZM112 227H114V225H113ZM112 227H110V228H112ZM163 227H164V226H163ZM175 227H177V226H175ZM175 227H173V230H174ZM183 227H185V228H189L190 225H189L188 227H186V226H183ZM199 227H198V228H199ZM240 227H241V226H240ZM246 227H247V226H246ZM23 228H24V227H23ZM40 228H42V227H40ZM52 228H51L49 231L55 229V228H54V229H52ZM59 228H60V227H59ZM61 228H62V227H61ZM76 228H77V227H76ZM103 228H104V227H103ZM115 228L119 229L120 226H119V227H115ZM121 228H120L119 230H122ZM150 228H151V231H152L153 227L150 226ZM150 228H148V230H149ZM164 228H165V227H164ZM198 228H197V229H198ZM205 228H206V227H205ZM230 228H233V229H230ZM247 228L249 229V227H247ZM15 229H16V228H15ZM31 229L29 230V232L32 231ZM64 229H65V228H64ZM74 229H75V228H73V230H74ZM112 229H113V228H112ZM112 229L110 230V233H111V234H113V233L116 234L117 232L115 231V229H114V230H112ZM142 229H143V228H142ZM159 229H160V228H159ZM169 229H167V231H169ZM193 229H194V228H191V230H193ZM200 229H202V228H200ZM234 229H235V230H234ZM237 229H238V230H237ZM251 229H252V228H251ZM257 229H258V228H257ZM38 230H37V231H38ZM60 230H61V229H60ZM65 230H66V229H65ZM148 230L145 231L144 233L148 232ZM185 230H186V229H185ZM249 230H250V229H249ZM262 230H264V228H263ZM24 231H25V230H24ZM27 231H28V230H27ZM27 231H26V232H27ZM47 231H48V230H47ZM49 231H48V232H49ZM71 231H72V230H71ZM102 231H103V230H102ZM113 231H115L116 233L113 232ZM161 231H166V230H165V229H161ZM234 231H235V232H234ZM239 231H240V230H239ZM253 231H255V230H253ZM257 231H258V230H257ZM43 232H44V231H43ZM59 232H63V230H62V231H59ZM59 232H58V233H59ZM67 232H68V230H67ZM67 232H66V233H67ZM73 232H74V231H73ZM75 232L78 234V231H77V230H75ZM75 232H74V233H75ZM104 232H105V231H104ZM188 232H189V230H188ZM191 232H192V231H191ZM195 232H198V231H195ZM199 232H201V231L199 230ZM221 232H223V231H221ZM251 232H252V231H251ZM27 233H28V232H27ZM32 233H33V232H32ZM34 233L38 234L39 232H34ZM49 233H51V232H49ZM56 233H57V232H56ZM56 233H55L54 235H56ZM71 233H72V232H71ZM107 233H109V232H107ZM149 233H150V232H149ZM164 233H165V232H164ZM225 233H228V232H225ZM237 233H238V232H237ZM237 233H236V234H237ZM239 233H240V232H239ZM241 233H242V232H241ZM249 233H250V232H249ZM30 234H31V232H30ZM30 234H29V237L31 238V237H32L31 235H33V234H31V235H30ZM46 234H48V233L46 232ZM52 234H53V232L51 233V235H47V236H51L50 238L48 237V239L52 240V238L55 237V236H52ZM59 234H60V236L62 235V233H59ZM59 234H57V235H59ZM69 234H70V232H69ZM77 234H76V235H77ZM114 234H113V235H114ZM236 234H235V235H236ZM18 235H19V236H18ZM65 235H66V234H65ZM72 235H73V234H72ZM74 235H75V234H74ZM78 235H79V234H78ZM213 235H215V234H213ZM216 235H217V234H216ZM216 235H215V236H216ZM33 236L36 237V236H38V235H33ZM63 236H64V235H62V237H63ZM68 236H69V237H66V236H64V237H65V238H69V239H70L71 237H74V236H71V235H68ZM203 236H205V235H203ZM222 236H224V235H222ZM261 236H262V235H261ZM27 237H28V236H27ZM80 237H81V236H80ZM80 237H78L77 240L80 239V241H82V238H80ZM206 237H207V236H206ZM230 237H231V236H229V238H230ZM255 237H257V236H255ZM46 238H47V237H46ZM57 238H61V237H55V240H56ZM123 238H124V237H122V238L120 239L119 246L124 245V244H122V243H123L124 241L127 240V239H125L126 237L124 238V240H122ZM194 238H195V237H194ZM234 238H235V237H234ZM43 239H44V238H43ZM43 239H42V240H43ZM48 239H45V240L48 241ZM71 239H72V238H71ZM73 239H74V238H73ZM190 239H191V237H190ZM213 239H214V238H213ZM222 239H223V238H222ZM250 239H251V238H250ZM256 239H258V238H256ZM256 239H254V240H256ZM45 240H43V241H44L45 244H46L47 242H46ZM121 240H122V241H121ZM130 240H132V239H130ZM135 240H136V239H135ZM187 240H188V239H187ZM52 241H54V238H53ZM197 241H198V240H197ZM28 242H29V241H28ZM44 242H43V243H44ZM49 242H50V241H49ZM70 242H71V240H70ZM82 242H83V241H82ZM189 242H190V241H189ZM76 243H78V242H76ZM115 243H117V242H115ZM138 243H139V242H137V245H138ZM193 243L196 244L195 241H193ZM262 243H263V242H262ZM26 244H27V243H26ZM26 244H25V245H26ZM40 244H41V243H40ZM81 244H82V243H81ZM120 244H121V245H120ZM190 244H191V243H190ZM200 244H201V243H200ZM200 244H199V245H200ZM205 244H206V243H205ZM205 244H203V245H205ZM226 244H227V243H226ZM238 244H240V243H238ZM125 245H127V244H125ZM134 245H136V243H135ZM17 246H18V245H17ZM26 246H27V245H26ZM78 246H80V245H78ZM114 246H115V245H114ZM116 246L119 247L118 244H117ZM236 246H237V245H236ZM236 246H235V247H236ZM253 246H255V245H253ZM75 247H76V246H75ZM105 247H106V246H105ZM105 247H104V248H105ZM135 247H137V246H135ZM135 247H134V248H135ZM140 247H141V246H140ZM146 247H148V246H146ZM192 247H194V246H192ZM235 247H234L233 250H237ZM237 247H238V246H237ZM247 247H249V246H247ZM257 247H258V246H257ZM42 248H43V247H42ZM79 248H80V247H76L75 249H79ZM106 248H108V247H106ZM106 248H105V249H106ZM254 248H255L257 251H256V250H251V251L249 250L250 253H248V254H247V252H246V251H248L247 249H245V251H243V248H240V247H238V250H237V251H239V253H241V252L243 251L242 254L246 253V255H244V256H247L245 262H246V261H251L250 264H254V263H256L257 261L259 262V260L264 259V250H261L260 247H258L259 250H258L256 247H254ZM254 248H253V249H254ZM105 249H104V250H105ZM213 249H214V248H213ZM224 249H226V250L229 249V251H230L229 254H233L232 249H231V250H230V248H224ZM239 249H242V250H239ZM250 249H251V248H250ZM16 250H17V249H16ZM100 250H101V249H100ZM104 250L101 251V252H105ZM123 251H125V250H123ZM136 251L138 252V251H139V248H138V250L136 249L135 252H136ZM222 251H223V250H221L220 252L218 251V254L221 255V254H223L224 252H228V251H225V250H224L223 252H222ZM240 251H241V252H240ZM253 251H255V252H253ZM120 252H122V251H120ZM137 252H136V253H137ZM146 252H147V251H146V250L143 251V248H142V253H146ZM151 252H153V251H151ZM151 252H150V253H151ZM16 253H17V252H16ZM150 253H146V254H150ZM154 253H155V252H154ZM186 253H187V252H185L184 254H186ZM235 253H236V251H235ZM239 253H238L239 256L236 255L237 253H236V254H233V255H228V254H227V256H226V255H224V256H220V255H218L217 252H216L217 256H215V257H216L217 259H215V260H213V261H212L211 259H210L211 261H209V260L207 259V261L205 260L206 262H204V261H203V262H204V264H205V263H206V264H231L229 261H231L232 259H235V258L238 259V257H241V256H242V254H241V256H240ZM157 254H158V253H157ZM224 254H225V253H224ZM85 255H86V254H84V255L81 256V257H84ZM120 255H121V254H120ZM137 255H138V254H137ZM186 255H187V254H186ZM214 255H215V253H214ZM234 255H236V256H234ZM126 256H127V253L124 252V253H123L121 256H119V257H121V260H122V259L124 260ZM205 256H206V255H205ZM205 256H204V257H205ZM86 257H87V256H85V258H83V259H84V263L82 262L83 259H81V260H82L81 263H83V264H86V263H87V261H85V260H86ZM179 257H180V256H179ZM193 257H195V256H193ZM219 257H220V258H219ZM17 258H18V259H17ZM87 258H88V257H87ZM206 258H208V257H206ZM242 258H243V257H242ZM78 259H80V258H78ZM78 259H77V260H78ZM191 259H193V258H191ZM191 259H189V260L187 259V260H186V259L184 258V260H186V261H190ZM203 259H204V258H203ZM212 259H213V258H212ZM0 260H1V258H0ZM123 260H122V261H123ZM140 260H141V259H140ZM153 260H154V259H153ZM196 260H197V259H196ZM201 260H202V259H201ZM239 260H241V259L239 258ZM5 261H4V262H5ZM144 261H145V260H144ZM208 261H209V262H208ZM77 262H78V261H77ZM125 262H126V261H125ZM141 262H142V261H141ZM148 262H149V261H148ZM152 262H153V261H152ZM180 262H181V260H180ZM197 262H198V260H197V261L194 260V263H197ZM207 262H208V263H207ZM258 262H257V263H258ZM79 263H80V262H79ZM79 263H78V264H79ZM81 263H80V264H81ZM144 263H145V262H144ZM153 263L158 264V262H156V261H154ZM177 263H179V262L177 261ZM188 263H191V262H188ZM201 263H202V262H201ZM1 264H2V263H1ZM4 264H5V263H4ZM74 264H76V263L74 262ZM123 264H127V263H123ZM141 264H142V263H141ZM147 264H150V262L147 263ZM159 264H160V263H159ZM180 264H185V263H184V262H181ZM191 264H193V263H191ZM234 264H236V263H234ZM244 264H246V263H244Z\"/></svg>","mask_w":264,"mask_h":264}]
</instances>
